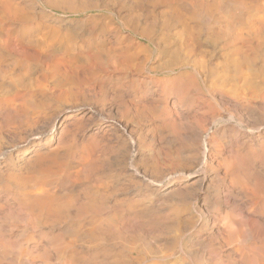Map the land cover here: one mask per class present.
I'll use <instances>...</instances> for the list:
<instances>
[{
  "label": "rangeland",
  "instance_id": "rangeland-1",
  "mask_svg": "<svg viewBox=\"0 0 264 264\" xmlns=\"http://www.w3.org/2000/svg\"><path fill=\"white\" fill-rule=\"evenodd\" d=\"M114 1L115 2L108 3V0H0V24L2 23L0 26V29L2 28L0 30V33H1L0 34L1 35L0 36L1 37L0 38V47H1L0 51L1 52L3 51L2 53L0 52V56H1L0 57V64H1L0 65V67H1L0 73L1 72L3 73L2 74L3 77L0 74V83H1L0 85H4L8 82L6 84V86L5 85L0 86V89H1L0 90V97H1L0 98V105L6 104V106L9 107L10 104H12L11 103L12 99H10V97L12 98V96H14V94L17 95V97L19 96L17 98L18 100L16 99L19 103L16 101V105H18V104H22V105L24 104L25 105L26 102H24V100L27 101V99H28V101H27L28 104L26 103V105H25L26 107L21 106L22 110L19 108L20 111L26 110V111H24L25 113L19 112L20 115L23 113L25 116L23 114L21 115L22 117L19 115L20 117L10 119L8 122V121H4V116H3L4 114L3 113H2V115H0V118L3 119V120L0 119V121H1L0 122L1 123L0 129L2 130V131H0L1 132L0 133V136H1L0 137V140H1L0 143L2 142L1 146H0V174H1L0 175V183L2 182L0 184L1 185L0 186V201L2 202V199L4 200L5 198H8L7 194L9 192L10 193L12 192L14 194L13 195L14 199H18L20 193H18L17 191L20 190V192H21L22 189H24V187H26V185L23 183V181H24L23 178H25L27 175H24V174H26V172H25L23 167L25 166L24 164H25L26 158H27V155H25V154H26V152H30L29 149H31L32 146L23 147L22 145H24V143H26L30 138L35 137L37 135H44L45 133H48L53 128V130L56 129V131H55L54 137L52 136L50 143H52L51 147H54L55 146L54 145L55 139L59 136L61 127L64 125L65 127L67 126V128L68 127L71 128V126L73 124L72 128L69 130H71L72 134L74 132L75 133L77 132L76 134L73 135L75 140H77L79 143V145H78V143L75 142L76 143L75 147H79L76 149L78 151L81 149L80 153L82 155H84L86 153L85 151L88 152L87 155L85 154V158L88 161H89V158H91L90 162L92 161V163H93V164L91 163V169H90L91 172H93V170L95 169L94 167L97 166L96 167L97 171L94 170L96 172V174H95V172H93V174L90 172L91 173V174L89 173L90 176L91 175L95 176L97 174L100 175V176L97 175L98 178H97V176H95V179H96V181H98V184H95L96 181L94 179H92L94 177L93 176L91 177V180H92L91 181V186H92L91 187V197L95 203L98 202V203H96V205L102 204L100 207H102V208L104 207L103 209L110 207V210H109V208L106 209L107 211L103 210L101 208L100 213H102L103 217L105 216L106 219L111 217L112 219L110 218V220L113 222V223H111V221H108V223H106V221H105L104 223L100 224V226H102V227H99V225H98L96 228L91 229L89 226L90 223L88 222L91 218L90 213H88L87 214L88 216L86 215V217L83 216L85 218H80V217L78 218L75 216L74 213H71L69 216H71V217L73 215L75 216V218L73 217V221H74L73 226H71L70 223H68L71 221V219H69L71 217H69V218L63 217V219L61 217L58 219H54L55 221L50 220V218L53 219L52 217H44L43 219H41L40 222H38L39 224H37L39 227H42V229L38 228L37 225L34 226L33 229H35V230L33 232L31 231V233H32L31 235H30V231L27 232V233H29L28 235L26 234V232L24 233L25 228L27 226L26 221L23 220L25 223L23 221H20L22 223V225L20 222H18V224L14 223L13 225L14 226L16 225V228H15L16 231L13 230L14 231L12 233L13 235L7 234L4 238V240L7 242L11 241L9 243H12L14 241L13 238L16 237L15 234H17V237L19 236V238H17V239L15 238L18 241V243H17V241L16 242L14 241V243H16L15 246H17L15 248H18V249L21 248V249L18 250V249L14 248V249H12L13 251L12 250H8V251L6 250L8 253V254L6 253V256L8 255L7 257L8 258L10 257V258L8 259L5 256V260H4L5 262L2 261L3 263H1V264H9V263L11 264V262H13L12 264H25V263L27 264V261L31 257L33 260L32 262H34L33 264H57V263L60 264V262H61V264H70L71 262H72L71 264H74V263L75 264H111V262L112 263L114 262V264H116V263L118 264L117 260H120V263L122 261L123 264L124 263H126V264H133L134 263L135 264L136 263L135 261H137L138 264H140L141 262H142L141 264H144V263L145 264H151V263L152 264L153 263L154 264H157V263L160 264V262H161V264H165L166 262H167L166 264H173L174 262H175L174 264H180V262H181V264H212V262L210 263V261H208V259H206L208 256L206 254H204L205 250H207L205 247L207 245H210V247L208 246L209 248L208 247L207 248L210 249V251H211V249H213L214 251L212 250V252H216V251L220 250L219 248H221V246H222V243H223L222 238L223 237L219 236V232H218L217 228L219 229V227H220L219 224L222 225V223H224L222 221L226 222L225 214L228 210H230V209L233 210V208H232L233 205L231 206V203H233V202L235 203V198H237V196H238V194H237L238 191H237L236 187H239V184L237 182L235 175H233L235 173V171H233L235 164H237V165L241 164L240 166L245 167V168H243V171H244V169L246 170L247 166L249 167V168H247V171H244L243 173L241 172V174H244V176H245V172H246L245 177H248L249 175H250L249 177H251L253 175L252 177L258 179L259 178L258 175H260L261 178H259L258 180H261L262 178H264V176L261 175L264 173V156H263L264 152H262V151H264V147H262V146H264V111H263L264 110V99H263L264 98V91L261 92V90H264L263 89L264 88V71H263L264 70V51H263L264 46L261 45V44L264 45V37L260 36L261 38H263L262 41H261V38L259 36L258 37L254 36L258 39H254V37L249 38L247 35H244L245 34L244 32L242 33V31H244V30L239 29L238 34L242 33V37L244 38V40L246 39L247 41L245 40V42H244V40H243V41L237 42V44H236L237 46L235 45L231 48H232V50L238 49V51L240 52L239 55L235 56V58H237L240 55L245 54L244 56H246V59L250 63V68L251 67L252 68H251V72H248V73L246 72V74H245V72H244L245 67L244 66H243V68L240 67L239 70H241V71L239 73H236V74L232 73V76H231V74L229 75L228 73L225 72L226 66H227L226 62L229 59L228 53L231 51V48H227L225 46V44L221 41H217L218 43L216 42L215 45H214V42L212 44V41L209 38V34H207V32H206L207 26L208 25L211 26L213 24L214 19L219 18L221 16L222 12L223 13H222L221 17L223 18V16H224L227 18V16H226L227 13L225 10L226 8H223L222 10L217 11V12L214 11L213 8H209L204 12L198 11V13H197V12H194L192 9H190L189 5L185 4V2L180 3L181 5L180 4L177 5L174 3L173 0H166V1L164 0V2H163V0H140V1L139 0H133V1L132 0H114ZM152 1H154V2L156 1V2L152 4ZM218 1L222 2V4H223L222 7H224V5L228 6L229 2L231 3V0H223V1L218 0ZM3 2L6 4V6L3 5ZM158 2H159V4H158ZM1 3H2V6H1ZM102 4L111 5L108 8L109 11H111V13L109 11L103 12V11L95 10L96 6H100ZM15 5L19 8H17ZM156 5L158 7H155ZM4 6H5V8H4ZM12 6H13V8H12ZM6 7H7V9H6ZM175 7H176V9H175ZM180 7H184V8L186 7L185 9H187L186 11H188L190 18L188 16V14L186 15L185 10L180 11V10H182ZM169 8L170 9L173 8L175 11L171 12V11H169ZM14 9H15L16 15L23 14L24 16H27L30 18L33 17L34 19L32 21L31 20L28 22L23 21V22L19 23V21L17 20V19H19V17L18 16L15 17V15H13ZM25 9L26 10L28 9V10L25 11ZM164 10H166V11L168 10V11L165 13ZM223 10H225V12ZM23 11H24V13H23ZM169 12L171 15L169 14ZM178 12L179 13L181 12V13L179 14ZM201 14L202 15L204 14L203 15V17L205 16L204 19H203ZM214 14H215V16H214ZM175 15L176 16L180 15V17L182 15L183 16L186 15L187 17L184 16L185 17L184 18L182 16L184 18L183 19L182 17L180 18L177 16V18H176ZM172 17H174L177 20V21H175V19L173 18L175 23H174V21H172L173 20ZM199 17H202V18L200 19ZM211 17H213L214 19L213 18L211 19ZM206 18L209 21L206 20ZM153 19H154V22H152ZM155 19L157 22L155 21ZM193 19H195V20H193ZM12 20H13V23H12ZM160 20H164V21H160ZM186 20H188L189 22ZM199 20H200V22H198ZM202 20L204 22H202ZM181 21L184 24H182ZM205 21L206 22L208 21L207 22L208 24H206L207 26L204 25V23H206ZM161 22H163V23H161ZM156 23H159V25ZM173 23L175 26L172 25ZM193 23L196 24L195 28H193L195 25ZM18 24H19V27L22 26V27H20L21 29L18 27ZM161 24H162V26H161ZM23 25H26V26L23 27ZM154 25H156V27L157 26L158 27L154 28ZM181 25L182 26L187 25L188 27H190L191 28L190 33H191V31H194L198 28L197 29L198 31L196 30L195 33L197 35L199 34V36H197V39L200 41V47H198V49H197V55L199 57L196 56L192 60L194 62L204 61L202 63H199V65L201 64L202 66L207 67V70H209V67L211 66L210 69L214 70L216 77L218 78L219 75L221 76V77L219 76V78H218L219 80L215 77H214L215 80L210 78L208 71H206L207 73L205 72L206 75H204L203 74L204 72H202L199 75H197L195 78L190 77V75H188V74L192 73L191 61H190V63H188L187 67H179L181 64L184 63L183 61H185V62L187 61V58L183 57L184 56L183 54L175 55L174 52H172V51L174 49H176V47L178 48V44L180 42H176V41H179L180 39L182 40L185 36V34H183L184 32H182L183 27ZM166 27H168V28H166ZM158 28H160V29H158ZM162 28H164V29L161 30ZM179 28H180V31L182 33L179 32ZM165 29L166 30L169 29V30L166 31ZM175 29L180 34L178 33L176 35L177 32L175 31ZM160 30L163 32H160ZM199 30H201V31L203 30L204 32L202 33L200 31L201 32V34H200ZM22 31H23V33H22ZM172 31H175L176 33L172 32ZM151 32L153 35L151 34ZM166 32L167 33L169 32L170 34L169 33L167 34ZM138 33H140V34L144 33L143 35L146 36L148 39L151 38V41L154 39L152 42L155 44H156V41L158 40L157 44H156L157 47L152 46L148 49L147 48V46L149 45L148 40H144L141 37H139ZM149 33H150V35H149ZM161 33H163V34H161ZM174 33H175V35H174ZM171 34H173V35H171ZM202 34H205V35H202ZM3 35H5L4 38H3ZM155 35H156V37H155ZM162 35H164V36H162ZM158 36H159V39H158ZM15 37H17L18 40ZM169 37H171V39ZM203 37H204V39H203ZM206 37L210 40H208ZM22 38H23V40H22ZM64 39L65 40L67 39V40L65 41ZM176 39H179V40H176ZM26 40L28 42L27 43L28 45H26ZM162 40H163V42L165 41L166 47L164 44L162 45ZM167 40L169 42H167ZM203 40H205V41H203ZM255 40L256 41L258 40L257 43ZM2 41L4 43H2ZM47 41L48 42L52 41V42H50V44L51 43L52 44L50 45ZM119 41H123V42H119ZM129 41H131V43H129ZM159 41H160V43H159ZM170 41H171V43H170ZM219 42H221V43H219ZM246 42H248L250 44H248ZM9 43H11V44H9ZM40 43H42L44 46H41ZM119 43H120V45H119ZM175 43H177V44H175ZM29 44H30V46H29ZM36 44L38 46L40 45V47H38ZM221 44H222V46H221ZM246 44H248V45H246ZM8 45H10V47ZM65 45H66V47H64ZM245 45H246V47H245ZM11 46L13 48H11ZM35 46H36V49L34 48ZM47 46L52 47V48L51 47L48 48V49H51L52 55L50 54V55L45 56L44 61L41 63L32 62L28 59L25 60L22 57L23 54H20L21 47L22 48L24 47L25 49H29V50H26L27 53L33 54L36 51L43 52L44 50H46ZM135 46L138 49L142 47L141 51L143 53L139 51L140 49L139 50L136 49ZM239 46H241V47H239ZM41 47H44V48L42 49ZM68 47H69V49H68ZM116 47H118V48H116ZM122 47L124 50L122 49ZM158 47H159V49H158ZM40 48H41V50H40ZM145 48H146V51H145ZM166 48L167 49L169 48L168 51ZM252 48H254V49H252ZM117 49H119L120 51L122 50V51L118 52ZM135 49H136V51H135ZM162 49H164V50H162ZM131 50H132V52H131ZM15 51H17V53ZM18 51H19V53H18ZM107 51L108 52L110 51L111 55H112V53H114L113 56L115 57V59L113 58V56L110 55V53H107ZM261 51L263 53H261ZM4 52L6 53L7 56H5ZM7 52H9V53H7ZM115 52L118 55L122 54V56H118ZM122 52L127 54V55H124ZM144 52H146L147 54L146 53L144 54ZM10 53H13V54H10ZM43 53L45 54V52H43ZM67 53H69V55ZM137 53H139V54H137ZM129 54H131L130 57H129ZM164 54H167V55L169 54V55L167 56ZM12 55H14L16 58L18 57L20 59L17 58L18 59V61H17V59L16 58L14 59V56H12ZM75 55L76 56L78 55V56L76 57ZM170 55L171 56L173 55L174 58H172ZM2 56L4 58H2ZM99 56H100V59H99ZM108 56H110V57L108 58ZM11 57L13 58V60ZM111 57L113 60H116V62L118 64H115L116 62L113 61L112 59H111L112 61H110L109 59ZM176 57L180 58L183 63L180 61V59H177V61L179 63L177 62V64H176L175 63ZM181 57H183L184 59H182ZM226 57H227V59H226ZM102 58H104V59H102ZM105 58H106V60H105ZM169 59H170V61H169ZM195 59H197V60H195ZM74 60H76V61H74ZM171 60H173V61H171ZM84 61H86V62H84ZM207 61H208V63H207ZM21 62H23V63H21ZM72 62H73V64H72ZM111 62H113L114 64ZM89 63L91 66L89 65ZM113 65H114V67H113ZM189 65H191V66H189ZM207 65H209V66H207ZM158 66H159V68H158ZM72 67H73V69H72ZM167 67H168V69H167ZM212 67L218 68L219 70L213 69ZM147 68H148V70H147ZM151 68H153V70H150ZM221 68L225 69V70H221ZM23 71H24V73H23ZM219 71H221V73H219ZM22 74L23 75L25 74V75L23 76ZM221 74H223V76ZM208 77H209V79H208ZM223 77L226 79H223ZM221 78H222V80H221ZM240 78H242V79L244 78L243 81ZM207 79H208V81H207ZM6 80H10V81L6 82ZM27 80H29V81H27ZM169 80H170V82H169ZM229 80L231 83L229 82ZM220 81H223L225 83L229 82V84H228L229 86L223 82H220ZM246 81L253 83L254 89L250 88V86L245 84ZM32 82L34 84H32ZM217 82H219V84ZM13 83H15V84H13ZM188 83H189V85H188ZM235 83H237V84H235ZM205 84H207V85L205 86ZM216 84H218V85H216ZM222 85L224 86V88ZM24 86H25V88H24ZM207 86L210 87V90H209V87H207ZM3 87H5V91H3V89H4ZM6 87H7V89H6ZM9 87H11V89ZM219 87H221V88H219ZM228 87H229V89H228ZM217 88H219V89H217ZM225 88H227V90ZM257 89H259V90H257ZM175 90H177V91H175ZM204 90L205 91L207 90V92L209 94L207 92H205ZM14 91H15V93H13ZM16 91H17V93H16ZM75 91L76 92L78 91V92L76 93ZM187 91H188V95H187ZM211 91L213 93L214 92L215 93L213 94ZM45 92H47V93L45 94ZM7 93H9L10 95ZM19 93L21 96L19 95ZM25 93H28V94L25 95ZM211 93H212V95H210ZM64 94H66V96ZM3 95H5L6 97L5 96L2 97ZM7 95H9L8 97H9L10 101H9V99H7L8 98ZM208 95H210L212 97H209ZM262 95H263V97H262ZM22 96H24V97H22ZM180 96L183 98H181ZM254 97H256V98H254ZM3 98H5V99H3ZM19 99H22V101L20 100L21 103H20ZM216 99H219L220 102ZM3 100H4V102H3ZM5 100H6V102H5ZM225 100L226 101L228 100L230 102H228V101L226 102ZM121 101L123 102V104L125 103L124 104L125 107H123V104ZM217 101H218V103H217ZM14 102H15V100H14ZM8 103H9V105H8ZM222 103H224V104H222ZM119 105L122 106V109ZM234 105H235V107H234ZM258 106H259V108H258ZM229 107H231V109L232 108H234V109L231 110ZM26 108H28V109H26ZM92 109L95 111H93ZM235 110L237 112H235ZM27 111H28L29 115H28ZM245 112L247 113V115ZM138 114H140V115H138ZM228 114H229V116H228ZM67 115H69V116H67ZM244 115H246V116H244ZM155 116H156V118H155ZM18 118H20L21 120ZM25 118H26V120H25ZM80 118H81V121H79ZM157 118H158V120H157ZM16 119H17L18 123H17V121H15ZM30 119H31V121H30ZM75 119H76V122L73 121ZM11 120H13L12 122H14V123H12ZM22 120H25L24 122H27V121H29V122L24 123ZM167 120H170V121H167ZM221 120H223V121H221ZM33 121H34V123H33ZM69 121H71L73 123H71ZM19 122H21V123H19ZM163 122H164V124H163ZM16 123H17V125H16ZM22 123H23V125H22ZM228 123L230 124V126ZM239 123L241 126L239 125ZM246 123H247V126H246ZM8 124L11 125V127H15V131H14V128H11ZM26 124H28V126H26ZM32 124H34L35 126ZM78 125H80L82 128ZM231 125H233V126H231ZM30 126H31V128H30ZM248 126H252V127H248ZM18 127L19 128L22 127V129H19ZM25 127H27V128H25ZM107 127H109V128H107ZM7 128L10 129L9 132H8ZM17 128L21 132L18 131ZM238 128H240V129H238ZM11 129H13V130H11ZM16 129H17V131H16ZM3 130H5V131H3ZM12 131L17 133V135L15 133L13 134ZM167 132H169V133H167ZM202 133H203V135H202ZM7 134H8V136H7ZM200 134H201V137H200ZM10 136H11V138H10ZM21 137L23 140L22 139L20 140ZM6 138H8V139H6ZM81 138H82V140H81ZM91 139H92V141H91ZM18 140L20 141V143H18L19 142ZM93 140L95 141V143H97V146L95 145ZM195 140H197V141H195ZM203 141H205L206 143ZM3 142H5L4 145H3ZM88 142L90 143V146L87 145ZM83 143H84V145H83ZM201 143H202V145H201ZM204 143H205V145H204ZM80 145H82V147ZM207 145L212 146V147H209ZM4 146L6 148H3ZM84 146L86 147V150H85ZM94 147H95V149H94ZM239 148H240V151H239ZM248 148H250V149H248ZM195 149H197V150H195ZM23 150H25V151H23ZM59 150H60V152H58ZM59 150H57L58 154L62 155V152L64 150L63 149L62 150L59 149ZM91 150H93V151H91ZM163 150H166V151H163ZM200 150L201 151L203 150V152L205 151L204 153L206 154V156H205L204 160L202 159V156H201V154L203 152H201ZM218 150L220 151V154H218L219 153ZM229 150H230V153H229ZM249 150H250V152H249ZM231 151H233V154ZM7 152H9L10 157L9 156L7 157L4 154ZM198 152H200V153H198ZM64 153H65V151L63 152V154ZM195 153H197L198 156ZM247 153L248 154L250 153V154L248 155ZM2 154H3V156L1 157ZM92 154H94L93 155L94 157L91 156ZM231 154H232V156H231ZM235 156H237V157H235ZM192 157H193V159H192ZM222 157H223V159H222ZM224 157H225V159H224ZM243 157L245 160L243 159ZM246 157H247V159H246ZM184 158H186V159H184ZM227 158H228V160H227ZM231 158L232 159L236 158V159L232 160ZM261 158H263V159H261ZM93 159L95 160L94 162H93ZM96 159H97V163H96ZM237 159L240 160L239 163H238ZM195 160H196V162H195ZM241 160L244 162H241ZM252 160H253V162H252ZM153 161H155V162H153ZM222 161H223V163H222ZM232 161H234V162H232ZM197 162H198V164H197ZM94 163H96V164H94ZM195 163H196L197 167H195L196 166V165H194ZM206 163H208V164H206ZM242 163H244L245 166ZM204 164H206V165L204 166ZM74 165L75 164H73V166ZM200 165L202 167H204L202 174L197 175V176H191L192 172L197 170L200 167ZM205 167H206V169H205ZM224 167H225V169H224ZM260 167H261V169L259 170ZM189 168H191V169H189ZM217 168L219 170H217ZM254 168H255V170H254ZM54 169L55 168H52L50 170V172L47 174L48 176H46V178L48 177V179H47L48 181H49V179L52 181V182L50 181V183H52V184H55L54 182H56L58 179V174H57L58 172H56L57 169H55L56 171H54ZM212 170H213V172L215 171L214 173H217L220 177L217 174H214L212 172ZM250 170L251 171L253 170V171L251 172ZM260 171H261V173H260ZM135 172H137L136 173L137 175L135 174ZM7 173L10 175V176L8 175L9 177H7V175H6ZM55 173H56V175H55ZM248 173H249V175H248ZM51 174H53V175H51ZM160 174L162 177L160 176ZM22 175H24L25 177L24 176L22 177ZM101 175H102V177H101ZM201 176H202V178H201ZM52 177L54 178L55 181L52 180L53 179ZM7 178H9V179H7ZM19 178H20V180H19ZM216 178H218V179H216ZM17 179L19 180V183L21 185L17 184L18 183ZM197 179H198V181H197ZM199 179H201V180L199 181ZM234 179H235V181H234ZM9 180L12 182H9ZM194 180H196V181H194ZM217 180L219 181V183ZM102 181H104V182H102ZM10 183H12V184H10ZM92 183H94V185ZM229 183L232 184V187L230 186L231 184H229ZM55 185H57V190H58V188H59L58 186H60L58 181L56 182ZM216 185L219 188V190L216 187ZM96 186H98V188ZM99 187L102 188V190ZM14 188H16V189H14ZM18 188H19V190H17ZM94 189L98 190V194H97V190H94ZM92 190H94V191H92ZM175 190H177V191L180 190V191H178V193H177ZM182 190H184V191L186 190L189 194L186 191L184 192ZM217 191H219V192L217 193ZM170 192H172V193H170ZM175 192H176V194H175ZM232 192L234 194L231 195L230 193H232ZM100 194H102V196ZM228 194H229V196H228ZM96 195L97 196L100 195L101 198L99 199V197H97ZM167 195H169V196H167ZM189 195H190V197H189ZM222 195H223V197H222ZM59 197H60V195L58 193L57 198H59ZM106 197L109 198V200H107ZM104 198H106V200ZM95 199H96V201H95ZM103 199L105 202L103 201ZM164 200H165V202H164ZM56 201H58V199ZM117 202H118V204H120V203L121 204L117 205ZM160 202H162V204ZM114 203L116 205L117 211L115 210ZM103 204L104 205L106 204L105 205L106 207ZM163 204H164V207H163ZM229 204H230V206H229ZM15 205L17 206L16 203L11 204L10 206L12 208H14V207L16 208ZM93 206H95V205H93ZM111 206H113V207H111ZM123 207H125V208H123ZM142 207H144V208H142ZM225 207H227L228 209ZM119 209H120V213H119ZM141 209H142V211H141ZM240 209H242L243 211L242 210L239 211ZM240 209H238V210L236 209V212L238 213L237 215L242 216L244 219H246L248 216V212H245L246 210H244L243 208H240ZM125 210L127 212H125ZM113 211H115V212L112 216L111 214L113 213ZM174 211H175V213H174ZM107 212H109V213H107ZM121 212H124V213H121ZM128 212L130 214H128ZM135 212L139 213V214H135ZM140 212H141V214H140ZM242 212H244V213H242ZM170 214H171V216H170ZM115 215H117V216H115ZM131 215L135 219H133L131 217ZM87 217H89V219ZM117 217H119L120 219ZM65 218L67 220H64ZM114 218H116V219H114ZM123 218H125L124 221L126 219H128V222H127V220H126V222L121 220ZM137 218H139V219H137ZM60 219L63 221L61 222ZM78 219L79 220L82 219V220L79 221ZM58 220H59V224L57 222ZM213 221L215 223H217L218 226ZM8 222H11V221H7V223ZM45 222H46V224H45ZM146 222H148V223H146ZM207 222H209V223L207 224ZM49 223H52V224L54 223L53 225L54 226L56 225L55 226L56 228L54 226H52V224L50 225ZM114 223H118V224H114ZM129 223H130V226H129ZM138 223L141 226H139ZM161 223H162V225H161ZM177 223H178V225H177L178 228L176 226ZM47 224H49V226ZM112 224L114 227L115 226L116 227L114 228L112 226ZM135 224L138 226H136ZM45 225H47L46 227H49V228L52 227V229L50 230L51 236L50 235L47 236L48 238L45 240L44 243H42V246L40 245V246H38V248L35 249L33 245L35 244L36 239H38V237H40L45 231L47 233L49 232V229L47 231V228H45ZM119 225H122V227H124V228L119 227ZM145 225H148V226H146L147 228L145 227ZM150 225L152 226V228ZM169 225L172 227V229ZM213 225H215V227H217V228H215ZM154 226H156L157 228ZM19 227L23 228V229L20 230ZM35 227H37V229ZM103 227H104V230H103ZM112 227H113V229H112ZM129 227L131 229H129ZM165 227L166 228L168 227V229L166 230ZM190 227H192V228H190ZM5 228L7 230L9 229L8 227L4 226L3 229H5ZM53 228H55L57 230H54ZM75 228H76L77 232L74 230ZM38 229H40V230H38ZM62 229H64V230H62ZM123 229L124 230L126 229L125 230L126 232L129 231V234H128V232L127 233L124 232ZM144 229H146V230L142 232V230H144ZM18 230L22 231L24 233V235L18 234V232H19ZM90 230H92V231H90ZM112 230H114V231H112ZM177 230H178V232H176ZM195 230H197V232ZM251 230H253V228H251ZM54 231L56 232V234ZM73 231L79 236V237L76 236L77 237V243L75 244L76 247H74V249L75 248L76 249L74 250V254H73V256H75V257L72 256L74 261L72 260V258H69L70 254H71L70 251H68V254L67 253L61 254L60 255L61 257L64 255V257H62V259H60V256L58 255L59 260L57 259L56 256H50L51 258L53 257V259H54L53 261L50 257H48V260L46 257H45L46 260H45V258L41 257L43 254L42 249L44 246H46V247L50 246L49 248L56 246V243H54V237L55 236L57 238L60 237L61 241L63 240L62 243L63 242L65 243L69 239L68 237H70V235L73 233ZM78 231H79V233H78ZM57 232L59 233V235ZM67 232H69V233H67ZM87 232L89 233L88 235L93 236L94 234H96L98 236L94 235L95 237L93 236L92 240H90L91 237L87 235ZM103 232H104V235H102ZM107 232L109 234H106ZM132 232H134V236H132ZM19 233H21V232H19ZM36 233H38L39 236H37L38 234H36ZM61 233L63 236L60 235ZM65 233L67 234V236H65ZM84 233L86 235H84ZM117 233L119 236H117ZM68 234H69V236H68ZM150 234L152 235V237ZM127 235H131V236H127ZM146 235H147V237H146ZM30 236L34 238V241H32V243L28 239V237L30 238ZM64 236H65V238H64ZM141 236H142V238H141ZM84 237L86 239H88V238H90V239H88V241H86V239ZM111 237H112V239H111ZM115 237L117 239H115ZM132 237H134L135 239L137 238L138 239V240L136 239L137 242L133 241V243H132V241H129V240H135ZM206 237L208 238V240ZM20 238H22L23 240ZM126 238H128V239H126ZM181 238H183V239H181ZM108 239H110V240H108ZM26 240L28 243L26 242ZM89 240L93 241V242H90ZM209 240H211L212 242L211 241H210L211 243L206 242ZM117 241H119V242L125 241L124 243H127L129 241L130 243H128L126 246V244H123V242H122V244L120 242L121 245L118 244L119 242H117ZM49 242H52L51 245ZM81 242L84 243L85 245L83 244L84 246H81V244H82ZM87 242H90V243L88 244ZM114 242H116V243H114ZM47 243L49 245H47ZM58 243L60 244V242H57V244ZM79 243H80V246L77 247L79 245ZM134 243L137 245H135ZM202 243L204 245V248H203ZM216 243H217V245H215ZM20 244H22V245H20ZM115 244L117 247L115 246ZM130 244L131 245L133 244L134 247L131 246ZM29 245H31V246H29ZM124 245L126 248L124 247ZM128 245L130 247H128ZM138 245H139V247H138ZM165 245L166 246L168 245V247H166ZM169 245L171 247L173 246L172 248H175V249L169 248ZM196 245H197V247H196ZM87 246H88V248H87ZM120 246H123L124 249L122 247L120 248ZM157 246L158 247L160 246L161 248L160 247L158 248ZM199 246H200V248H199ZM83 247H84V249H83ZM140 247H141V249H143V253L146 256L143 255V253H139V254L137 253V251L142 252V250H140ZM215 247H217V249ZM22 248H25L24 249L25 251H22L23 250ZM86 248H87V251H86ZM128 248H130V249H128ZM167 248H169V249H167ZM32 249H33V251H32ZM121 249H123L124 251H122ZM125 249H126V251H125ZM132 249L133 250L136 249V252H134ZM149 249H150L151 253L148 254L147 252L149 251ZM159 249L160 250L163 249L162 252ZM180 249L182 251L183 250L184 251L182 252ZM197 249H198V252H196ZM15 250H17V251H15ZM27 250L28 251L30 250V252L32 254H30V252H28ZM39 250L41 251V253L39 252ZM129 250H132V252L131 251L129 252ZM119 251H120V253H119ZM163 251H164L165 257L162 254ZM202 251H204V252H202ZM17 252H19V253H17ZM21 252H24V253H21ZM78 253H79V255H78ZM183 253L185 256H183ZM191 253H194V254L197 253V257L194 254L192 255ZM18 254H20V256ZM65 254H67V256ZM75 254H77V256L80 258L76 257ZM153 254H155L154 257H153ZM156 254L157 255L160 254L159 257L156 256ZM198 254H200L199 255L200 257L198 256ZM17 255H18V257H16ZM187 255H188V257H187ZM151 256H152V258H151ZM135 257H136V259H135ZM156 257H157L158 261L156 260ZM19 258L20 259L23 258L22 259L23 261L19 260ZM119 258H121V259H119ZM123 258H125V259H123ZM139 258H141V260ZM154 258H155V260H154ZM142 259H143V261L145 259H147V260H145L146 262H143ZM160 259L163 261H161ZM192 259H193V261H192ZM49 260H51V261H49ZM124 260H126V261H124ZM184 260H186L185 261L186 263L184 262ZM45 261H46V263H44ZM64 261L68 262V263H65ZM75 261H77V262H75ZM78 261H79V263H78ZM194 261H195V263H194Z\"/></svg>",
  "mask_w": 264,
  "mask_h": 264
},
{
  "label": "bare ground",
  "instance_id": "bare-ground-1",
  "mask_svg": "<svg viewBox=\"0 0 264 264\" xmlns=\"http://www.w3.org/2000/svg\"><path fill=\"white\" fill-rule=\"evenodd\" d=\"M133 1V0H132ZM140 1V0H139ZM166 1V0H165ZM174 1V3L175 4H177V5H179L180 3H182V2H185V4H187V5H189V7H190V9H192L194 12H197L198 13V11H200V12H204V11H206L207 9H209V8H213V10L214 11H220V10H222L223 8H226L225 10H226V13H227V18L226 17H224L223 16V18L221 17L222 16V13H221V18L219 17V18H213V17H211V19L213 18L214 19V21H213V24L211 25V26H207L206 24H208L207 22L209 21L207 18H206V20H208L206 23H204V25L205 26H207V34H209V38L211 39V41H212V44H213V42H214V45H215V43L217 42V41H221V42H223L224 44H225V46L227 47V48H231V47H233V46H235L236 44H237V42H240V41H243L244 40V38L242 37V33L244 32L245 34L244 35H247L249 38H251V37H254V36H263L264 37V0H231V3L229 2V5L228 6H225L224 5V7H222V2L221 1H218V0H173ZM223 1V0H222ZM110 2H115L114 0H108V3H110ZM156 2V1H155ZM154 1H152V4L153 3H155ZM162 2V1H161ZM163 2H164V0H163ZM227 2V1H226ZM171 3V2H170ZM158 4H159V2H158ZM164 4V3H163ZM168 4V3H167ZM166 4V5H167ZM173 4V3H172ZM3 5H5L6 6V4L3 2ZM165 5V4H164ZM181 5V4H180ZM1 6H2V3H1ZM5 6H4V8H5ZM16 6V5H15ZM111 5H109V4H102V5H100V6H96L95 7V10H97V11H103V12H107V11H109V7H110ZM161 6V5H160ZM163 6V5H162ZM168 6V5H167ZM185 6V5H184ZM8 7V6H7ZM7 7H6V9H7ZM17 7V6H16ZM155 7H158L157 5L155 6ZM171 7V6H170ZM179 7V6H178ZM187 7V6H186ZM185 7V8H186ZM3 8V7H2ZM3 8V9H4ZM12 8H13V6H12ZM17 8H19V7H17ZM166 8V7H165ZM182 10H180V11H183V10H187V9H185L184 7H180ZM188 8V7H187ZM21 9V8H20ZM24 9V8H23ZM175 9H176V7H175ZM189 9V10H190ZM12 10V9H11ZM28 10V9H27ZM26 9H25V11H27ZM225 10H223L224 12H225ZM2 11V10H1ZM9 11V10H8ZM14 12H13V15H15V17L16 16H18L19 17V19H17L18 21H19V23L20 22H23V21H32L34 18L33 17H27V16H24L23 14H18V15H16V12H15V9L13 10ZM19 11V10H18ZM168 11V10H167ZM166 10H164V12L166 13L167 12ZM169 11H171V12H174L175 10L172 8V9H170L169 8ZM191 11V10H190ZM110 13H111V11H109ZM108 12V13H109ZM163 12V13H164ZM19 13V12H18ZM23 13H24V11H23ZM164 13V14H165ZM179 13V12H178ZM181 13V12H180ZM179 13V14H180ZM215 13V12H214ZM4 14V13H3ZM8 14V13H7ZM6 14V15H7ZM169 14H170V12H169ZM175 14V13H174ZM188 14V11H186V15ZM191 14V13H190ZM217 14V13H216ZM11 15V14H10ZM27 15V14H26ZM160 15V14H159ZM163 15V14H162ZM166 15V14H165ZM171 15V14H170ZM186 15H184L185 17H187ZM199 15V14H198ZM202 15V14H201ZM204 15V14H203ZM203 15H202V17H203ZM178 17H180V15H177ZM177 16L175 15V17L177 18ZM183 16V15H182ZM181 16V17H182ZM183 16V17H184ZM188 16H189V14H188ZM209 16V15H208ZM212 16V15H211ZM214 16H215V14H214ZM6 17V16H5ZM180 17V18H181ZM182 17V18H183ZM184 17V18H185ZM194 17V16H193ZM202 17H199L200 19L202 18ZM205 17V16H204ZM204 17H203V19H204ZM217 17V16H216ZM2 18V17H1ZM9 18V17H8ZM7 18V19H8ZM171 18V17H170ZM174 17H172V19H173ZM179 18V19H180ZM183 18V19H184ZM189 18H190V16H189ZM198 18V19H199ZM4 19V18H3ZM10 19V18H9ZM43 19V18H42ZM175 19V18H174ZM174 19L172 20V21H174ZM188 19V18H187ZM196 19V18H195ZM195 19H193V20H195ZM6 20V19H5ZM106 20V19H105ZM35 21V20H34ZM42 21V20H41ZM40 21V22H41ZM155 21H156V19H155ZM160 21H164V20H160ZM175 21H177L176 19H175ZM175 21H174V23H175ZM185 21V20H184ZM186 21H188V20H186ZM5 22V21H4ZM8 22V21H7ZM36 22V21H35ZM34 22V23H35ZM39 22V23H40ZM109 22V21H108ZM152 22H154V19L152 20ZM157 22V21H156ZM182 22V21H181ZM189 22V21H188ZM198 22H200V20L198 21ZM202 22H204L203 20H202ZM211 22V21H210ZM12 23H13V20H12ZM33 23V22H32ZM161 23H163V22H161ZM166 23V22H165ZM174 23L172 24V25H174ZM180 23V22H179ZM187 23V22H186ZM197 23V22H196ZM2 24V23H1ZM1 24H0V26H1ZM146 24V23H145ZM152 24V23H151ZM156 24H158L159 25V23H156ZM182 24H184L183 22H182ZM193 24H195V23H193ZM42 25V24H41ZM171 25V24H170ZM169 25V26H170ZM191 25V24H190ZM198 25V24H197ZM203 25V26H204ZM4 26V25H3ZM24 26H26V25H23V27ZM30 26V25H29ZM28 26V27H29ZM145 26V25H144ZM153 26V25H152ZM161 26H162V24H161ZM164 26V25H163ZM175 26V25H174ZM182 26V25H181ZM195 26H196V24L194 25V27L193 28H195ZM199 26V25H198ZM18 27H19V24H18ZM20 27H22V26H20ZM19 27V28H20ZM35 27V26H34ZM156 27V25H154V28ZM158 27V26H157ZM156 27V28H157ZM160 27V26H159ZM183 27V29H182V32H184L183 34H185V36H184V38L180 41L179 39H176V40H179V41H176V42H180L179 44H178V48L176 47V49H174L172 52H174V54L175 55H177V54H183L184 56L183 57H186L187 58V61L185 62V61H181V59L180 58H177L176 57V64H177V59H180V61L183 63V64H181L179 67H187V65H188V63H190V61H191V63H192V73H190V74H188V75H190V77H192V78H195L197 75H199L200 73H202V72H204L203 74L204 75H206L205 74V72L206 71H208V74H209V76H210V78H212V79H214V77L215 78H217L216 77V74H215V72H214V70H212V69H210L211 68V66L209 67V70H207V67H205V66H202L201 64L199 65V63H202V62H204V61H201V62H198V61H196V62H194L192 59L193 58H195L196 56H198L197 55V49H198V47H200V41L197 39V36H199V34L197 35L196 33H195V31L198 29H196V30H194V31H191V33H190V30H191V28L190 27H188L187 25H183L182 26ZM192 27V26H191ZM9 28V27H8ZM26 28V27H25ZM146 28V27H145ZM153 28V29H154ZM161 28V27H160ZM160 28H158V29H160ZM166 28H168V27H166ZM177 28V27H176ZM204 28V27H203ZM2 29V28H1ZM0 29V30H1ZM4 29V28H3ZM12 29V28H11ZM21 29V28H20ZM142 29V28H141ZM148 29V28H147ZM164 28H162L161 30H163ZM206 29V28H205ZM239 29H242V30H244V31H242V33H239L238 34V31H239ZM10 30V29H9ZM23 30V29H22ZM160 30V32H163V31H161ZM166 30V29H165ZM167 30H169V29H167ZM166 30V31H167ZM173 30V29H172ZM193 30V29H192ZM12 31V30H11ZM143 31V30H142ZM151 31V30H150ZM157 31V30H156ZM155 31V32H156ZM175 31H176V29H175ZM175 31H172V32H175ZM198 31V30H197ZM201 30H199V32H200ZM5 32V31H4ZM20 32V31H19ZM18 32V33H19ZM123 32V31H122ZM140 32V31H139ZM177 32V31H176ZM175 32V33H176ZM179 32L180 33H182L181 31H180V28H179ZM179 32H177L176 33V35L179 33ZM202 33L204 32L203 30L201 31ZM201 32H200V34H201ZM22 33H23V31H22ZM32 33V32H31ZM147 33V32H146ZM167 33V32H166ZM169 33V32H168ZM167 33V34H168ZM175 33H174V35H175ZM179 33V34H180ZM190 33V34H189ZM1 34V33H0ZM16 34V33H15ZM21 34V33H20ZM144 34V33H143ZM143 34H140V33H138V35H139V37H141L142 39H144V40H148V42H149V45L147 46V48L149 49L150 47H152V46H156V44H157V41H156V44L155 43H153L152 41L154 40H152L151 41V38L150 39H148L146 36H144ZM151 34H152V32H151ZM161 34H163V33H161ZM166 34V35H167ZM170 34V33H169ZM17 35V34H16ZM66 35V34H65ZM64 35V36H65ZM149 35H150V33H149ZM153 35V34H152ZM160 35V34H159ZM171 35H173V34H171ZM202 35H205V34H202ZM1 36V35H0ZM4 36L5 35H3V38H4ZM69 36V35H68ZM148 36V35H147ZM162 36H164V35H162ZM170 36V35H169ZM180 36V35H179ZM207 36V35H206ZM9 37V36H8ZM12 37V36H11ZM18 37V36H17ZM17 37H15L16 39H17ZM124 37V36H123ZM153 37V36H152ZM155 37H156V35H155ZM168 37V36H167ZM173 37V36H172ZM177 37V36H176ZM182 37V36H181ZM1 38V37H0ZM19 38V37H18ZM33 38V37H32ZM65 38V37H64ZM154 38V37H153ZM166 38V37H165ZM164 38V39H165ZM170 39H171V37H169ZM199 38V37H198ZM207 38V37H206ZM205 38V39H206ZM261 38V37H260ZM13 39V38H12ZM20 39V38H19ZM29 39V38H28ZM158 39H159V36H158ZM163 39V40H164ZM203 39H204V37H203ZM208 39V38H207ZM210 39H208V40H210ZM254 39H258V38H256V37H254ZM2 40V39H1ZM6 40V39H5ZM14 40V39H13ZM18 40V39H17ZM22 40H23V38H22ZM32 40V39H31ZM65 40V39H64ZM67 40V39H66ZM65 40V41H66ZM125 40V39H124ZM130 40V39H129ZM132 40V39H131ZM163 40H162V45L164 44H166L165 43V41L163 42ZM246 40V39H245ZM245 40H244V42H245ZM263 40V38H261V41ZM15 41V40H14ZM44 41V40H43ZM49 41V40H48ZM47 41V42H48ZM127 41V40H126ZM125 41V42H126ZM203 41H205V40H203ZM247 41V40H246ZM254 41V40H253ZM256 41V40H255ZM258 41V40H257ZM257 41H256V43H257ZM10 42V41H9ZM22 42V41H21ZM25 42V41H24ZM46 42V41H45ZM50 42H52V41H50ZM50 42H48L49 44H50ZM119 42H123V41H119ZM135 42V41H134ZM167 42H169L168 40H167ZM221 42H219V43H221ZM252 42V41H251ZM2 43H4L3 41H2ZM8 43V42H7ZM28 42H27V40H26V45H28L27 44ZM43 43V42H42ZM42 43H40V45L41 46H44ZM128 43V42H127ZM129 43H131V41H129ZM159 43H160V41H159ZM170 43H171V41H170ZM207 43V42H206ZM218 43V42H217ZM222 43V44H223ZM246 43H248V42H246ZM261 43V42H260ZM6 44V43H5ZM4 44V45H5ZM9 44H11V43H9ZM52 44V43H51ZM50 44V45H51ZM125 44V43H124ZM175 44H177V43H175ZM222 44H221V46H222ZM248 44H250V43H248ZM248 44H246V45H248ZM252 44V43H251ZM259 44V43H258ZM37 45V44H36ZM40 45L38 46V47H40ZM48 45V44H47ZM67 45V44H66ZM66 45L64 46V47H66ZM119 45H120V43H119ZM129 45V44H128ZM140 45V44H139ZM168 45V44H167ZM171 45V44H170ZM204 45V44H203ZM208 45V44H207ZM246 45H245V47H246ZM256 45V44H255ZM262 46H264L263 44H261ZM9 47H10V45H8ZM29 46H30V44H29ZM46 46V45H45ZM68 46V45H67ZM127 46V45H126ZM160 46V45H159ZM220 46V47H221ZM237 46V45H236ZM242 46V45H241ZM241 46H239V47H241ZM260 46V45H259ZM25 47V46H24ZM22 48L21 47V52H20V54H23L22 55V57L25 59V60H30V61H32V62H37V63H41V62H43L44 61V57L45 56H47V55H52V53H51V49H48L49 47H51V46H47L46 47V50H44L43 52H45V54L43 53V52H41V51H36V52H34L33 54H29V53H27V51L26 50H29V49H25V48ZM37 47V48H38ZM72 47V46H71ZM124 47V46H123ZM123 47H122V49H123ZM140 47V46H139ZM157 47V46H156ZM165 47H166V45H165ZM170 47V46H169ZM175 47V46H174ZM202 47V46H201ZM219 47V48H220ZM249 47V46H248ZM256 47V46H255ZM254 47V48H255ZM1 48V47H0ZM4 48V47H3ZM11 48H13L12 46H11ZM18 48V47H17ZM35 49H36V46L34 47ZM42 49L44 48V47H41ZM41 48H40V50H41ZM52 48V47H51ZM116 48H118V47H116ZM121 48V47H120ZM126 48V47H125ZM135 48H136V46H135ZM142 48V47H141ZM141 48H136V49H138L140 52H142L141 51ZM171 48V47H170ZM236 48V47H235ZM254 48H252V49H254ZM263 48V47H262ZM9 49V48H8ZM65 49V48H64ZM63 49V50H64ZM68 49H69V47H68ZM130 49V48H129ZM136 49H135V51H136ZM157 49V48H156ZM158 49H159V47H158ZM161 49V48H160ZM167 49V48H166ZM169 49V48H168ZM168 49H167V51H168ZM261 49V48H260ZM264 49V48H263ZM3 50V49H2ZM66 50V49H65ZM64 50V51H65ZM114 50V49H113ZM118 50V52L120 51L119 49H117ZM124 50V49H123ZM126 50V49H125ZM151 50V49H150ZM155 50V49H154ZM162 50H164V49H162ZM223 50V49H222ZM226 50V49H225ZM228 50V49H227ZM262 50V49H261ZM6 51V50H5ZM8 51V50H7ZM35 51V50H34ZM69 51V50H68ZM67 51V52H68ZM116 51V50H115ZM122 51V50H121ZM120 51V52H121ZM134 51V52H135ZM138 51V52H139ZM145 51H146V48H145ZM171 51V50H170ZM169 51V52H170ZM230 51V50H229ZM255 51V50H254ZM264 51V50H263ZM1 52V51H0ZM3 52V51H2ZM1 52V53H2ZM16 53H17V51H15ZM72 52V51H71ZM117 52V51H116ZM115 52V53H116ZM126 52V51H125ZM131 52H132V50H131ZM130 52V53H131ZM155 52V51H154ZM260 52V51H259ZM7 53H9V52H7ZM18 53H19V51H18ZM64 53V52H63ZM107 53H110V51L108 52L107 51ZM106 53V54H107ZM123 53V52H122ZM127 53V52H126ZM143 53V52H142ZM146 52H144V54H145ZM162 53V52H161ZM230 53V54H229ZM228 53V57H229V59H228V61L226 62L227 63V66H226V70L225 69H222L221 68V70H225V72L226 73H228L229 75L231 74V76H232V73L233 74H236V73H239L241 70H239V68L240 67H242L243 68V66L245 67V74H246V72L248 73V72H251V68H250V63H249V61L246 59V56H244V55H240V56H238L237 58H235V56L236 55H239V51H238V49H234V50H232V48H231V51ZM261 53H263L262 51H261ZM4 54H5V56H7L6 55V53L4 52ZM10 54H13V53H10ZM68 55H69V53H67ZM113 54L114 53H112V55H111V53H110V55L111 56H113ZM117 54V53H116ZM115 54V55H116ZM124 55H127V54H125V53H123ZM137 54H139V53H137ZM147 54V53H146ZM171 54V53H170ZM173 54V53H172ZM173 54V55H174ZM19 55V54H18ZM26 55V56H25ZM28 55V56H27ZM72 55V54H71ZM108 55V54H107ZM118 55V54H117ZM130 55L131 54H129V57H130ZM136 55V54H135ZM163 55V54H162ZM164 55H167V54H164ZM169 55V54H168ZM167 55V56H168ZM171 56L172 58H174V56ZM201 55V54H200ZM263 55V54H262ZM10 56V55H9ZM12 56H14V55H12ZM67 56V55H66ZM76 56V55H75ZM78 56V55H77ZM76 56V57H77ZM83 56V55H82ZM118 56H122V54L120 55H118ZM117 56V57H118ZM209 56V55H208ZM227 56V55H226ZM1 57V56H0ZM72 57V56H71ZM98 57V56H97ZM102 57V56H101ZM110 56H108V58H109ZM132 57V56H131ZM170 57V58H171ZM183 57H181L182 59H184ZM199 57V56H198ZM205 57V56H204ZM211 57V56H210ZM209 57V58H210ZM2 58H4L3 56H2ZM12 58V57H11ZM16 57L14 56V59H15ZM18 58V57H17ZM16 58V59H17ZM68 58V57H67ZM70 58V57H69ZM73 58V57H72ZM71 58V59H72ZM85 58V57H84ZM83 58V59H84ZM107 58V59H108ZM113 58L115 59V57L113 56ZM127 58V57H126ZM133 58V57H132ZM147 58V57H146ZM161 58V57H160ZM18 59H20V58H18ZM18 59H17V61H18ZM66 59V58H65ZM79 59V58H78ZM98 59V58H97ZM99 59H100V56H99ZM102 59H104V58H102ZM112 59V57L109 59L110 61H112L111 60ZM128 59V58H127ZM198 59V58H197ZM197 59H195V60H197ZM226 59H227V57H226ZM11 60V59H10ZM12 60H13V58H12ZM11 60V61H12ZM23 60V59H22ZM77 60V59H76ZM76 60H74V61H76ZM105 60H106V58H105ZM186 60V59H185ZM200 60V59H199ZM73 61V60H72ZM87 61V60H86ZM86 61H84V62H86ZM102 61V60H101ZM113 61H115L116 62V60H113ZM169 61H170V59H169ZM171 61H173V60H171ZM226 61V60H225ZM224 61V62H225ZM180 62V63H181ZM198 62V63H197ZM21 63H23V62H21ZM25 63V62H24ZM76 63V62H75ZM111 63H113V62H111ZM179 63V62H178ZM206 63V62H205ZM207 63H208V61H207ZM225 63V64H226ZM6 64V63H5ZM30 64V63H29ZM72 64H73V62H72ZM114 64V63H113ZM115 64H118L117 62L115 63ZM204 64V63H203ZM1 65V64H0ZM4 65V64H3ZM39 65V64H38ZM75 65V64H74ZM73 65V66H74ZM88 65V64H87ZM89 65H90V63H89ZM160 65V64H159ZM163 65V64H162ZM173 65V64H172ZM220 65V64H219ZM14 66V65H13ZM23 66V65H22ZM91 66V65H90ZM164 66V65H163ZM168 66V65H167ZM189 66H191V65H189ZM188 66V67H189ZM207 66H209V65H207ZM218 66V65H217ZM216 66V67H217ZM7 67V66H6ZM113 67H114V65H113ZM112 67V68H113ZM162 67V66H161ZM221 67V66H220ZM1 68V67H0ZM3 68V67H2ZM80 68V67H79ZM158 68H159V66H158ZM213 68V67H212ZM225 68V67H224ZM6 69V68H5ZM72 69H73V67H72ZM78 69V68H77ZM85 69V68H84ZM116 69V68H115ZM167 69H168V67H167ZM180 69V68H179ZM213 69H218V68H213ZM2 70V69H1ZM30 70V69H29ZM147 70H148V68H147ZM150 70H153V68H151ZM184 70V69H183ZM215 70V71H216ZM219 70V69H218ZM3 71V70H2ZM11 71V70H10ZM13 71V70H12ZM113 71V70H112ZM117 71V70H116ZM166 71V70H165ZM264 71V70H263ZM6 72V71H5ZM17 72V71H16ZM30 72V71H29ZM28 72V73H29ZM118 72V71H117ZM183 72V71H182ZM22 73V72H21ZM23 73H24V71H23ZM154 73V72H153ZM159 73V72H158ZM207 73V72H206ZM217 73V72H216ZM219 73H221V71H219ZM253 73V72H252ZM1 74V76H2V72L0 73ZM23 75V74H22ZM25 75V74H24ZM23 75V76H24ZM218 75V74H217ZM222 76H223V74H221ZM29 76V75H28ZM201 76V75H200ZM208 76V75H207ZM220 76V75H219ZM219 76H218V78H219ZM228 76V75H227ZM230 76V77H231ZM241 76V75H240ZM243 76V75H242ZM3 77V76H2ZM1 77V78H2ZM205 77V76H204ZM221 77V76H220ZM229 77V76H228ZM244 77V76H243ZM250 77V76H249ZM248 77V78H249ZM183 78V77H182ZM217 78V79H218ZM4 79V78H3ZM28 79V78H27ZM124 79V78H123ZM203 79V78H202ZM201 79V80H202ZM208 79H209V77H208ZM208 79H207V81H208ZM223 79H226V78H224L223 77ZM232 79V78H231ZM240 79H242V78H240ZM244 79V78H243ZM243 79H242V81H243ZM246 79V78H245ZM26 80V79H25ZM35 80V79H34ZM133 80V79H132ZM215 80V79H214ZM219 80V79H218ZM221 80H222V78H221ZM235 80V79H234ZM233 80V81H234ZM7 81H10V80H6V82ZM13 81V80H12ZM27 81H29V80H27ZM26 81V82H27ZM166 81V80H165ZM203 81V80H202ZM212 81V80H211ZM210 81V82H211ZM217 81V80H216ZM224 81V80H223ZM223 81H220V82H223ZM241 81V82H242ZM15 82V81H14ZM22 82V81H21ZM31 82V81H30ZM35 82V81H34ZM39 82V81H38ZM119 82V81H118ZM169 82H170V80H169ZM209 82V83H210ZM213 82V81H212ZM229 82H230V80H229ZM229 82H227V83H225V82H223V83H225L226 85H228L229 84ZM239 82V81H238ZM8 83V82H7ZM6 83V84H7ZM16 83V82H15ZM15 83H13V84H15ZM25 83V82H24ZM216 83V82H215ZM218 84H219V82H217ZM231 83V82H230ZM1 84V83H0ZM4 84V83H3ZM6 84H4L5 86H6ZM32 84H34L33 82H32ZM39 84V83H38ZM166 84V83H165ZM218 84H216V85H218ZM235 84H237V83H235ZM245 84H247L248 86H250V88H253L254 87V85H253V83H250L249 81H246V83ZM255 84V83H254ZM4 85H0V86H4ZM42 85V84H41ZM188 85H189V83H188ZM198 85V84H197ZM207 84H205V86H206ZM209 85V84H208ZM225 85V86H226ZM26 86V85H25ZM25 86H24V88H25ZM31 86V85H30ZM73 86V85H72ZM168 86V85H167ZM210 86V85H209ZM209 86H207V87H209ZM214 86V85H213ZM223 86V85H222ZM229 86V85H228ZM231 86V85H230ZM238 86V85H237ZM12 87V86H11ZM11 87H9L10 89H11ZM14 87V86H13ZM194 87V86H193ZM232 87V86H231ZM247 87V86H246ZM260 87V86H259ZM2 88V87H1ZM4 89H3V91H5V87H3ZM192 88V87H191ZM212 88V87H211ZM214 88V87H213ZM216 88V87H215ZM219 88H221V87H219ZM219 88H217V89H219ZM223 88H224V86H223ZM241 88V87H240ZM245 88V87H244ZM261 88V87H260ZM6 89H7V87H6ZM9 89V90H10ZM69 89V88H68ZM86 89V88H85ZM84 89V90H85ZM180 89V88H179ZM208 89V88H207ZM226 90H227V88H225ZM228 89H229V87H228ZM231 89V88H230ZM254 89V88H253ZM264 89V88H263ZM1 90V89H0ZM14 90V89H13ZM18 90V89H17ZM20 90V89H19ZM76 90V89H75ZM192 90V89H191ZM209 90H210V87H209ZM242 90V89H241ZM257 90H259V89H257ZM2 91V92H3ZM7 91V90H6ZM69 91V90H68ZM87 91V90H86ZM173 91V90H172ZM175 91H177V90H175ZM185 91V90H184ZM189 91V90H188ZM188 91H187V95H188ZM197 91V90H196ZM205 91V90H204ZM213 91V90H212ZM211 91V92H212ZM244 91V90H243ZM262 91H264V90H261V92ZM20 92V91H19ZM76 92V91H75ZM78 92V91H77ZM76 92V93H77ZM82 92V91H81ZM180 92V91H179ZM183 92V91H182ZM205 92H207V90L205 91ZM220 92V91H219ZM223 92V91H222ZM260 92V93H261ZM13 93H15V91L13 92ZM16 93H17V91H16ZM47 92H45V94H46ZM181 93V92H180ZM208 93V92H207ZM213 93V92H212ZM212 93L210 94V95H212ZM215 93V92H214ZM213 93V94H214ZM227 93V92H226ZM255 93V92H254ZM7 94H9V93H7ZM26 94H28V93H25V95ZM36 94V93H35ZM57 94V93H56ZM182 94V93H181ZM209 94V93H208ZM219 94V93H218ZM217 94V95H218ZM10 95V94H9ZM9 95H7V97L9 96ZM13 95V94H12ZM19 95H20V93H19ZM23 95V94H22ZM65 96H66V94H64ZM185 95V94H184ZM210 95H208L209 97H212V96H210ZM5 95H3L2 97H4ZM21 96V95H20ZM34 96V95H33ZM48 96V95H47ZM59 96V95H58ZM75 96V95H74ZM133 96V95H132ZM6 97V96H5ZM14 97V98H13ZM19 97V96H18ZM17 95H15L14 94V96H12V98L10 97V99H12V101H11V103L12 104H10V106L9 107H7L6 106V104L5 105H0V115H2V113L4 114L3 116H4V121H8L9 122V120L10 119H13V118H17V117H20L23 113H25L24 111H26V110H24V111H20V109L22 108L21 106H25L26 105V103H27V101H28V99H27V101L26 100H24V102H26L25 103V105L23 104H18V105H16V101L18 100L17 98ZM22 97H24V96H22ZM181 97V96H180ZM190 97V96H189ZM247 97V96H246ZM245 97V98H246ZM262 97H263V95H262ZM1 98V97H0ZM66 98V97H65ZM71 98V97H70ZM118 98V97H117ZM181 98H183V97H181ZM185 98V97H184ZM219 98V97H218ZM250 98V97H249ZM254 98H256V97H254ZM260 98V97H259ZM3 99H5V98H3ZM7 99H9V97L7 98ZM10 99H9V101H10ZM17 99V100H16ZM84 99V98H83ZM97 99V98H96ZM99 99V98H98ZM124 99V98H123ZM192 99V98H191ZM210 99V98H209ZM221 99V98H220ZM227 99V98H226ZM253 99V98H252ZM258 99V98H257ZM264 99V98H263ZM14 100H15V102H14ZM22 101V99H19V101ZM54 100V99H53ZM73 100V99H72ZM75 100V99H74ZM82 100V99H81ZM181 100V99H180ZM187 100V99H186ZM189 100V99H188ZM216 100H218L219 101V99H216ZM224 100V99H223ZM247 100V99H246ZM260 100V99H259ZM21 101H20V103H21ZM103 101V100H102ZM123 101V100H122ZM121 101V102H122ZM218 101H217V103H218ZM226 101V100H225ZM228 101V100H227ZM226 101V102H227ZM251 101V100H250ZM2 102V101H1ZM3 102H4V100H3ZM5 102H6V100H5ZM18 102V101H17ZM75 102V101H74ZM82 102V101H81ZM220 102V101H219ZM222 102V101H221ZM225 102V103H226ZM228 102H230V101H228ZM19 103V102H18ZM32 103V102H31ZM69 103V102H68ZM83 103V102H82ZM96 103V102H95ZM101 103V102H100ZM182 103V102H181ZM187 103V102H186ZM213 103V102H212ZM216 103V102H215ZM216 103V104H217ZM250 103V102H249ZM254 103V102H253ZM259 103V102H258ZM28 104V103H27ZM33 104V103H32ZM31 104V105H32ZM122 104H123V102H122ZM125 104V103H124ZM124 104H123V107H125L124 106ZM136 104V103H135ZM184 104V103H183ZM190 104V103H189ZM193 104V103H192ZM222 104H224V103H222ZM221 104V105H222ZM233 104V103H232ZM8 105H9V103H8ZM30 105V106H31ZM95 105V104H94ZM102 105V104H101ZM220 105V104H219ZM227 105V104H226ZM231 105V104H230ZM29 106V107H30ZM120 106V105H119ZM189 106V105H188ZM224 106V105H223ZM228 106V105H227ZM233 106V105H232ZM241 106V105H240ZM261 106V105H260ZM26 107V106H25ZM117 107V106H116ZM121 107V109H122V106H120ZM234 107H235V105H234ZM252 107V106H251ZM20 108V109H19ZM32 108V107H31ZM90 108V107H89ZM230 109H231V107H229ZM249 108V107H248ZM258 108H259V106H258ZM26 109H28V108H26ZM232 109H234V108H232ZM231 109V110H232ZM239 109V108H238ZM244 109V108H243ZM22 110V109H21ZM84 110V109H83ZM93 110V109H92ZM167 110V109H166ZM247 110V109H246ZM29 111V110H28ZM28 111H27V113H28ZM88 111V110H87ZM91 111V110H90ZM93 111H95V110H93ZM249 111V110H248ZM264 111V110H263ZM21 112H23L21 115H20V113ZM40 112V111H39ZM97 112V111H96ZM165 112V111H164ZM235 112H237L236 110H235ZM84 113V112H83ZM82 113V114H83ZM141 113V112H140ZM246 113V112H245ZM162 114V113H161ZM170 114V113H169ZM20 115V116H19ZM24 115V114H23ZM28 115H29V113H28ZM27 115V116H28ZM138 115H140V114H138ZM158 115V114H157ZM163 115V114H162ZM231 115V114H230ZM241 115V114H240ZM246 115H247V113H246ZM246 115H244V116H246ZM25 116V115H24ZM38 116V115H37ZM67 116H69V115H67ZM79 116V115H78ZM81 116V115H80ZM88 116V115H87ZM86 116V117H87ZM92 116V115H91ZM160 116V115H159ZM226 116V115H225ZM228 116H229V114H228ZM232 116V115H231ZM22 117V116H21ZM29 117V116H28ZM66 117V116H65ZM158 117V116H157ZM165 117V116H164ZM223 117V116H222ZM37 118V117H36ZM155 118H156V116H155ZM162 118V117H161ZM160 118V119H161ZM229 118V117H228ZM258 118V117H257ZM1 119V118H0ZM18 119H20V118H18ZM215 119V118H214ZM213 119V120H214ZM243 119V118H242ZM1 120H3V119H1ZM21 120V119H20ZM25 120H26V118H25ZM25 120H22L23 122L25 121ZM29 120V119H28ZM157 120H158V118H157ZM171 120V119H170ZM170 120H167V121H170ZM201 120V119H200ZM13 120H11V122H12ZM15 121H17V119L15 120ZM30 121H31V119H30ZM73 121H75L76 122V119L75 120H73ZM79 121H81V118H80V120ZM202 121V120H201ZM221 121H223V120H221ZM258 121V120H257ZM262 121V120H261ZM1 122V121H0ZM7 122V123H8ZM27 122H29V121H27ZM27 122H24V123H27ZM69 122H71V121H69ZM78 122V121H77ZM87 122V121H86ZM131 122V121H130ZM161 122V121H160ZM203 122V121H202ZM201 122V123H202ZM217 122V121H216ZM245 122V121H244ZM6 123V122H5ZM12 123H14V122H12ZM17 123H18V121H17ZM17 123H16V125H17ZM19 123H21V122H19ZM33 123H34V121H33ZM66 123V122H65ZM71 123H73V122H71ZM70 123V124H71ZM82 123V122H81ZM241 123V122H240ZM240 123H239V125H240ZM1 124V123H0ZM30 124V123H29ZM68 124V123H67ZM76 124V123H75ZM74 124V125H75ZM80 124V123H79ZM163 124H164V122H163ZM170 124V123H169ZM229 124V123H228ZM5 125V124H4ZM3 125V126H4ZM9 125V124H8ZM13 125V124H12ZM20 125V124H19ZM22 125H23V123H22ZM31 125V124H30ZM32 125H34V124H32ZM81 125V124H80ZM80 125H78V126H80ZM160 125V124H159ZM234 125V124H233ZM233 125H231V126H233ZM238 125V126H239ZM2 126V127H3ZM10 127H11V125H9ZM14 126V125H13ZM21 126V125H20ZM26 126H28V124H26ZM35 126V125H34ZM33 126V127H34ZM72 126H73V124H72ZM72 126H71V128H72ZM83 126V125H82ZM163 126V125H162ZM167 126V125H166ZM172 126V125H171ZM229 126H230V124H229ZM241 126V125H240ZM246 126H247V123H246ZM1 127V128H2ZM17 127V126H16ZM81 127V126H80ZM84 127V126H83ZM158 127V126H157ZM235 127V126H234ZM245 127V126H244ZM248 127H252V126H248ZM11 128H14V131H15V127H11ZM19 128V127H18ZM17 128V129H18ZM25 128H27V127H25ZM30 128H31V126H30ZM71 128H67V126L65 127L64 125L61 127V129H60V133H59V136L55 139V143H54V147H51L52 146V143H50L51 142V138H52V136L54 137V135H55V131H56V129L55 130H53V128H52V130H50L48 133H45L44 135H37V136H35V137H32V138H30L26 143H24V145H22L23 147H25V146H32V150L31 149H29V151L30 152H26V154L25 155H27V158H26V162H25V166L23 167L24 168V170H25V172H26V174H24V175H27L26 177L24 176V175H22V177L24 176L25 178H23L24 179V181H23V183L26 185V187H24V189H22V191L20 192V190H19V188L17 189V190H19V191H17L18 193H20V195H19V197H18V199H14L13 198V193L11 194L10 192L7 194V197L8 198H5L4 200L2 199V202L0 201V264L1 263H3V262H5L4 260H5V256H6V253H7V251L8 250H12V249H14L15 247H17V246H15V244L16 243H14V241L16 242L17 240V238H19V236L17 237V234H15L16 235V239L15 238H13L14 239V241L12 242V243H9V242H11V241H9V242H7V241H5L4 240V238H5V236L7 235V234H12L14 231L13 230H15V228H16V225L14 226L13 224L14 223H17L18 224V222H20V221H26V228H25V231H24V233L26 232V234L28 235L29 233H27V232H29L30 231V235L32 234L31 233V231L33 232L35 229H33L34 228V226H36L37 224H39L38 222H40L41 221V219H43L44 217H52L53 219H51L50 218V220H54V219H58V218H61L62 217V219H63V217H66V218H69V217H71V216H69L71 213H74L75 214V216L76 217H80V218H85L86 217V215L88 214V213H90V216H91V218H90V220L88 221L89 223H90V228L92 229V228H96L98 225H99V227H102V226H100V224H102V223H104L105 221H106V223H108V221H111L110 220V218H108V219H106L105 218V216L103 217V215H102V213H100L101 212V208L102 207H100L101 205H96V203H98V202H94L93 201V199H92V197H91V177L93 176L94 178H92V179H94L95 181H96V179H95V176H97V175H99V174H97V175H91L90 176V174L92 173L93 174V172H95L94 170H96V167H94L95 169L93 170V172H91L90 171V169H91V163H92V161L90 162V159L91 158H89V161L85 158V154L87 155V151H85L84 153V155H82L80 152H81V149L78 151L76 148H79V147H75V145H76V143L75 142H77L78 143V141L77 140H75V138H74V134H76L74 131V133L72 134V132H71V130H69V129H71ZM76 128V127H75ZM79 128V127H78ZM82 128V127H81ZM107 128H109V127H107ZM163 128V127H162ZM169 128V127H168ZM241 128V127H240ZM240 128H238V129H240ZM261 128V127H260ZM5 129V128H4ZM8 129V128H7ZM6 129V130H7ZM17 129H16V131H17ZM19 129H22V127L21 128H19ZM18 129V131H20ZM48 129V128H47ZM85 129V128H84ZM83 129V130H84ZM251 129V128H250ZM9 130L10 129H8V132H9ZM11 130H13V129H11ZM74 130V129H73ZM80 130V129H79ZM164 130V129H163ZM252 130V129H251ZM0 131H2L1 129H0ZM3 131H5V130H3ZM78 131V130H77ZM249 131V130H248ZM255 131V130H254ZM258 131V130H257ZM7 132V131H6ZM13 132V131H12ZM21 132V131H20ZM164 132V131H163ZM251 132V131H250ZM261 132V131H260ZM1 133V132H0ZM5 133V132H4ZM15 132H13V134H14ZM19 133V132H18ZM23 133V132H22ZM103 133V132H102ZM167 133H169V132H167ZM189 133V132H188ZM204 133V132H203ZM203 133H202V135H203ZM249 133V132H248ZM3 134V133H2ZM16 135H17V133H15ZM80 134V133H79ZM199 134V133H198ZM205 134V133H204ZM240 134V133H239ZM247 134V133H246ZM10 135V134H9ZM23 135V134H22ZM97 135V134H96ZM100 135V134H99ZM210 135V134H209ZM7 136H8V134H7ZM15 136V135H14ZM129 136V135H128ZM189 136V135H188ZM192 136V135H191ZM205 136V135H204ZM1 137V136H0ZM76 137V136H75ZM87 137V136H86ZM190 137V136H189ZM200 137H201V134H200ZM10 138H11V136H10ZM29 138V137H28ZM80 138V137H79ZM93 138V137H92ZM6 139H8V138H6ZM19 139V138H18ZM22 139V137L20 138V140ZM23 140V139H22ZM81 140H82V138H81ZM203 140V139H202ZM1 141V140H0ZM5 141V140H4ZM19 141V140H18ZM90 141V140H89ZM91 141H92V139H91ZM94 141V140H93ZM98 141V140H97ZM96 141V142H97ZM195 141H197V140H195ZM203 142H205V141H203ZM2 143V142H1ZM1 143H0V146H1ZM4 143L5 142H3V145H4ZM18 143H20V141L18 142ZM94 143H95V141H94ZM103 143V142H102ZM206 143V142H205ZM205 143H204V145H205ZM26 144V145H25ZM51 144V145H50ZM2 145V146H3ZM78 145H79V143H78ZM83 145H84V143H83ZM87 145L88 146H90V143L88 142L87 143ZM86 145V146H87ZM95 145L97 146V143H95ZM104 145V144H103ZM201 145H202V143H201ZM81 147H82V145H80ZM207 146H209V145H207ZM214 146V145H213ZM12 147V146H11ZM80 147V148H81ZM85 147V146H84ZM209 147H212V146H209ZM262 147H264V146H262ZM3 148H6L5 146L3 147ZM29 148V147H28ZM88 148V147H87ZM202 148V147H201ZM59 149H63L64 151H65V153L63 154V152H62V155H59L58 154V152H60V150ZM91 149V148H90ZM94 149H95V147H94ZM165 149V148H164ZM169 149V148H168ZM203 149V148H202ZM205 149V148H204ZM215 149V148H214ZM217 149V148H216ZM245 149V148H244ZM248 149H250V148H248ZM263 149V148H262ZM2 150V149H1ZM57 150H59L58 152H57ZM83 150V149H82ZM85 150H86V147H85ZM88 150V149H87ZM162 150V149H161ZM195 150H197V149H195ZM211 150V149H210ZM243 150V149H242ZM23 151H25V150H23ZM90 151V150H89ZM91 151H93V150H91ZM96 151V150H95ZM163 151H166V150H163ZM201 151V150H200ZM217 151V150H216ZM219 151V150H218ZM237 151V150H236ZM239 151H240V148H239ZM245 151V150H244ZM253 151V150H252ZM16 152V151H15ZM160 152V151H159ZM171 152V151H170ZM194 152V151H193ZM201 152H203V150L201 151ZM205 152V151H204ZM202 153L201 154V156H202V159L204 160L205 159V156H206V154L205 153ZM232 152V154H233V151H231ZM235 152V151H234ZM242 152V151H241ZM247 152V151H246ZM249 152H250V150H249ZM262 152H264V151H262ZM25 153V152H24ZM23 153V154H24ZM93 153V152H92ZM96 153V152H95ZM103 153V152H102ZM198 153H200V152H198ZM217 153V152H216ZM229 153H230V150H229ZM7 157L9 156L10 157V154H9V152H7V153H4ZM195 154H197V153H195ZM218 154H220V151H219V153ZM232 154H231V156H232ZM238 154V153H237ZM242 154V153H241ZM248 154V153H247ZM246 154V155H247ZM250 154V153H249ZM248 154V155H249ZM94 154H92L91 156L92 157H94L93 156ZM174 155V154H173ZM200 155V154H199ZM230 155V154H229ZM243 155V154H242ZM258 155V154H257ZM260 155V154H259ZM3 156V154L1 155V157ZM191 156V155H190ZM197 156H198V154H197ZM244 156V155H243ZM254 156V155H253ZM264 156V155H263ZM15 157V156H14ZM89 157V156H88ZM234 157V156H233ZM235 157H237V156H235ZM256 157V156H255ZM4 158V157H3ZM19 158V157H18ZM97 158V157H96ZM187 158V157H186ZM186 158H184V159H186ZM199 158V157H198ZM258 158V157H257ZM10 159V158H9ZM16 159V158H15ZM98 159V158H97ZM97 159H96V163H97ZM192 159H193V157H192ZM201 159V158H200ZM222 159H223V157H222ZM224 159H225V157H224ZM232 159V158H231ZM233 159H236V158H233ZM232 159V160H233ZM243 159H244V157H243ZM242 159V160H243ZM246 159H247V157H246ZM255 159V158H254ZM261 159H263V158H261ZM155 160V159H154ZM189 160V159H188ZM191 160V159H190ZM227 160H228V158H227ZM238 160V163H239V159H237ZM241 160V162H244V161H242ZM245 160V159H244ZM251 160V159H250ZM15 161V160H14ZM24 161V160H23ZM95 160L93 159V162H94ZM202 161V160H201ZM207 161V160H206ZM224 161V160H223ZM223 161H222V163H223ZM236 161V160H235ZM247 161V160H246ZM7 162V161H6ZM5 162V163H6ZM153 162H155V161H153ZM169 162V161H168ZM180 162V161H179ZM195 162H196V160H195ZM199 162V161H198ZM198 162H197V164H198ZM205 162V161H204ZM212 162V161H211ZM221 162V161H220ZM232 162H234V161H232ZM231 162V163H232ZM252 162H253V160H252ZM251 162V163H252ZM256 162V161H255ZM96 163H94V164H96ZM157 163V162H156ZM248 163V162H247ZM262 163V162H261ZM3 164V163H2ZM13 164V163H12ZM73 164H75L74 166H73ZM93 164V163H92ZM155 164V163H154ZM206 164H208V163H206ZM206 164H204V166L206 165ZM230 164V163H229ZM244 166H245V164L244 163H242ZM22 165V164H21ZM158 165V164H157ZM165 165V164H164ZM167 165V164H166ZM191 165V164H190ZM194 165H196V163L194 164ZM212 165V164H211ZM241 164H239V165H237V164H235V166H234V170L233 171H235V173L233 174V175H235V177H236V179H237V182H238V184H239V187H236V189H237V191H238V196H237V198H235V203L233 202V203H231V206L233 205V210L232 209H230V210H228L227 212H226V214H225V220H226V222L225 221H222V222H224V223H222V225H220L219 224V229L217 228V227H215V225H213L215 228H217V230H218V232H219V236H221V237H223L222 238V246H221V248H219L220 250H218V251H216V252H212V250L213 249H211V251H210V249H208L209 247H210V245H207L205 248L207 249V250H205V252L204 251H202V252H204V254H206L208 257L206 258V259H208V261H210V263L212 262V264H264V178H262L261 180H258L259 178H261L260 177V175H258L259 176V178L257 179V178H254V177H249L250 175H249V173H248V177H245L246 176V172H245V176H244V174H241V172L243 173L244 171H247V168H249L248 166L246 167V170L244 169V171H243V168H245V167H243V166H240ZM256 165V164H255ZM178 166V165H177ZM9 167V166H8ZM19 167V166H18ZM93 167V166H92ZM159 167V166H158ZM195 167H197V165L195 166ZM199 167V166H198ZM223 167V166H222ZM227 167V166H226ZM242 167V168H241ZM252 167V166H251ZM7 168V167H6ZM52 168H55V169H57V171L54 169V171H56V172H58L57 174H58V179H57V181H58V183L60 184V186H58L59 188H58V190H57V185H55L56 184V182H54L55 180H54V178L52 179V180H54L53 182L55 183V184H52V183H50V179H49V181L47 180L48 179V177L46 178V176H48L47 174L50 172V170L52 169ZM203 168L204 167H202L201 165H200V167L197 169V170H195V171H193L192 172V175L191 176H197V175H200V174H202V172H203ZM215 168V167H214ZM13 169V168H12ZM93 169V168H92ZM189 169H191V168H189ZM188 169V170H189ZM194 169V168H193ZM205 169H206V167H205ZM208 169V168H207ZM213 169V168H212ZM224 169H225V167H224ZM261 169V167L259 168V170ZM19 170V169H18ZM136 170V169H135ZM215 170V169H214ZM217 170H219L218 168H217ZM216 170V171H217ZM249 170V169H248ZM254 170H255V168H254ZM9 171V170H8ZM7 171V172H8ZM21 171V170H20ZM19 171V172H20ZM97 171V170H96ZM206 171V170H205ZM209 171V170H208ZM251 171V170H250ZM249 171V172H250ZM253 171V170H252ZM251 171V172H252ZM263 171V170H262ZM91 172V173H90ZM188 172V171H187ZM212 172H213V170H212ZM215 172V171H214ZM213 172V173H214ZM229 172V171H228ZM258 172V171H257ZM4 173V172H3ZM22 173V172H21ZM90 173V174H89ZM137 172H135V174H136ZM180 173V172H179ZM219 173V172H218ZM260 173H261V171H260ZM259 173V174H260ZM23 174V173H22ZM95 174H96V172H95ZM159 174V173H158ZM214 174H217V173H214ZM1 175V174H0ZM7 175V177H9L10 175L7 173L6 174ZM5 175V176H6ZM9 175V176H8ZM14 175V174H13ZM12 175V176H13ZM20 175V174H19ZM51 175H53V174H51ZM55 175H56V173H55ZM54 175V176H55ZM137 175V174H136ZM153 175V174H152ZM218 175V174H217ZM261 175H263L264 176V173L263 174H261ZM3 176V175H2ZM11 176V177H12ZM100 176V175H99ZM156 176V175H155ZM160 176H161V174H160ZM159 176V177H160ZM190 176V177H191ZM213 176V175H212ZM219 176V175H218ZM10 177V178H11ZM21 177V176H20ZM56 177V176H55ZM101 177H102V175H101ZM162 177V176H161ZM216 177V176H215ZM220 177V176H219ZM231 177V176H230ZM233 177V176H232ZM257 177V176H256ZM97 178H98V176H97ZM201 178H202V176H201ZM212 178V177H211ZM234 178V177H233ZM7 179H9V178H7ZM100 179V178H99ZM208 179V178H207ZM216 179H218V178H216ZM6 180V179H5ZM13 180V179H12ZM18 180V179H17ZM16 180V181H17ZM19 180H20V178H19ZM19 180H18V185L20 184L19 183ZM98 180V179H97ZM157 180V179H156ZM201 179H199V181H200ZM209 180V179H208ZM211 180V179H210ZM233 180V179H232ZM8 181V180H7ZM15 181V180H14ZM94 181V182H95ZM194 181H196V180H194ZM197 181H198V179H197ZM207 181V180H206ZM218 181V180H217ZM221 181V180H220ZM229 181V180H228ZM234 181H235V179H234ZM9 182H12V181H10L9 180ZM52 182V181H51ZM97 182V183H96ZM95 182V184H98V181H96ZM102 182H104V181H102ZM163 182V181H162ZM210 182V181H209ZM2 183V182H1ZM0 183V184H1ZM5 183V182H4ZM8 183V182H7ZM22 183V184H23ZM100 183V182H99ZM166 183V182H165ZM198 183V182H197ZM200 183V182H199ZM218 183H219V181H218ZM221 183V182H220ZM227 183V182H226ZM235 183V182H234ZM10 184H12V183H10ZM93 185H94V183H92ZM102 184V183H101ZM208 184V183H207ZM229 184H231V183H229ZM21 185V184H20ZM103 185V184H102ZM185 185V184H184ZM221 185V184H220ZM224 185V184H223ZM228 185V184H227ZM234 185V184H233ZM1 186V185H0ZM7 186V185H6ZM17 186V185H16ZM24 186V185H23ZM104 186V185H103ZM192 186V185H191ZM222 186V185H221ZM229 186V185H228ZM231 187H232V184L230 185ZM15 187V186H14ZM18 187V186H17ZM16 187V188H17ZM95 187V186H94ZM93 187V188H94ZM97 188H98V186H96ZM102 187V186H101ZM187 187V186H186ZM216 187H217V185H216ZM225 187V186H224ZM234 187V186H233ZM6 188V187H5ZM16 188H14V189H16ZM21 188V187H20ZM100 188V187H99ZM218 188V187H217ZM228 188V187H227ZM11 189V188H10ZM101 190H102V188H100ZM175 189V188H174ZM185 189V188H184ZM229 189V188H228ZM9 190V189H8ZM7 190V191H8ZM94 190H97V189H94ZM94 190H92V191H94ZM187 190V189H186ZM185 190V191H186ZM218 190H219V188H218ZM172 191V190H171ZM174 191V190H173ZM177 193H178V191H180V190H175ZM182 191H184V190H182ZM181 191V192H182ZM184 191V192H185ZM221 191V190H220ZM226 191V190H225ZM231 191V190H230ZM229 191V192H230ZM235 191V190H234ZM176 192H175V194H176ZM183 192V193H184ZM187 192V191H186ZM219 191H217V193H218ZM224 192V191H223ZM59 193V195H60V197L59 198H57V194ZM94 193V192H93ZM168 193V192H167ZM170 193H172V192H170ZM174 193V192H173ZM188 193V192H187ZM222 193V192H221ZM225 193V192H224ZM223 193V194H224ZM236 193V192H235ZM95 194V193H94ZM97 194H98V190H97ZM189 194V193H188ZM195 194V193H194ZM193 194V195H194ZM227 194V193H226ZM231 195L232 194H234L233 192L232 193H230ZM93 195V194H92ZM101 196H102V194H100ZM100 195H96L97 197H99V199L101 198V196ZM105 195V194H104ZM174 195V194H173ZM182 195V194H181ZM184 195V194H183ZM217 195V194H216ZM225 195V194H224ZM167 196H169V195H167ZM175 196V195H174ZM186 196V195H185ZM228 196H229V194H228ZM236 196V195H235ZM234 196V197H235ZM96 197V198H97ZM184 197V196H183ZM189 197H190V195H189ZM222 197H223V195H222ZM4 198V197H3ZM103 198V197H102ZM107 198V197H106ZM106 198H104L105 200H106ZM196 198V197H195ZM231 198V197H230ZM58 199V201H56ZM104 199H103V201H104ZM183 199V198H182ZM186 199V198H185ZM234 199V198H233ZM98 200V199H97ZM107 200H109V198H107ZM194 200V199H193ZM226 200V199H225ZM95 201H96V199H95ZM102 201V200H101ZM118 201V200H117ZM121 201V200H120ZM221 201V200H220ZM105 202V201H104ZM108 202V201H107ZM150 202V201H149ZM152 202V201H151ZM164 202H165V200H164ZM227 202V201H226ZM17 204V206H16V208L14 209V208H12L10 205L11 204ZM101 203V202H100ZM161 204H162V202H160ZM228 203V202H227ZM121 204V203H120ZM120 204H118V202H117V205H120ZM134 204V203H133ZM138 204V203H137ZM225 204V203H224ZM223 204V205H224ZM93 205H95V206H93ZM104 205V204H103ZM106 205V204H105ZM104 205V206H105ZM143 205V204H142ZM219 205V204H218ZM226 205V204H225ZM224 205V206H225ZM99 206V207H98ZM114 206H115V210L117 211V209H116V205H115V203H114ZM229 206H230V204H229ZM106 207V206H105ZM111 207H113V206H111ZM163 207H164V204H163ZM90 208V209H89ZM100 208V209H99ZM104 208V207H103ZM102 208V209H103ZM109 208V210H110V207H107L106 209H108ZM118 208V207H117ZM120 208V207H119ZM123 208H125V207H123ZM142 208H144V207H142ZM198 208V207H197ZM225 208H227V207H225ZM240 208H243L244 210H246L245 212H248V216H247V218L246 219H244L242 216H238L237 214V212H236V209L238 210V209H240ZM106 209H103V210H106ZM161 209V208H160ZM228 209V208H227ZM112 210V209H111ZM140 210V209H139ZM194 210V209H193ZM198 210V209H197ZM200 210V209H199ZM224 210V209H223ZM242 209H240L239 211H241ZM107 211V210H106ZM122 211V210H121ZM132 211V210H131ZM141 211H142V209H141ZM153 211V210H152ZM178 211V210H177ZM222 211V210H221ZM243 211V210H242ZM105 212V211H104ZM114 212L115 211H113V213L111 214L112 216H113V214H114ZM125 212H127L126 210H125ZM107 213H109V212H107ZM118 213V212H117ZM119 213H120V209H119ZM121 213H124V212H121ZM174 213H175V211H174ZM241 213V212H240ZM242 213H244V212H242ZM104 214V213H103ZM116 214V213H115ZM128 214H130L129 212H128ZM127 214V215H128ZM135 214H139V213H136L135 212ZM140 214H141V212H140ZM222 214V213H221ZM107 215V214H106ZM159 215V214H158ZM166 215V214H165ZM175 215V214H174ZM223 215V214H222ZM75 216L73 215L71 218H69V219H71V221L70 222H68V223H70V225L71 226H73L74 225V221H73V217L75 218ZM83 216H85V217H83ZM88 216V215H87ZM108 216V215H107ZM115 216H117V215H115ZM123 216V215H122ZM149 216V215H148ZM151 216V215H150ZM170 216H171V214H170ZM121 217V216H120ZM131 217H132V215H131ZM138 217V216H137ZM152 217V216H151ZM64 219V220H67V219ZM88 219H89V217H87ZM117 218H119V217H117ZM128 218V217H127ZM130 218V217H129ZM133 218V217H132ZM131 218V219H132ZM140 218V217H139ZM139 218H137V219H139ZM210 218V217H209ZM112 219V218H111ZM114 219H116V218H114ZM120 219V218H119ZM124 219L125 218H123V219H121V220H123L124 221ZM133 219H135V218H133ZM136 219V220H137ZM79 220V219H78ZM82 220V219H81ZM81 220H79V221H81ZM84 220V219H83ZM127 220V222H128V219H126ZM126 220L124 221V222H126ZM130 220V219H129ZM141 220V219H140ZM146 220V219H145ZM169 220V219H168ZM212 220V219H211ZM217 220V219H216ZM7 221H11V222H8L7 223ZM23 221V222H24ZM43 221V220H42ZM55 221V220H54ZM60 221L62 222L63 220H61L60 219ZM69 221V220H68ZM117 221V220H116ZM139 221V220H138ZM166 221V220H165ZM208 221V220H207ZM218 221V220H217ZM51 222V221H50ZM58 222V224H59V220L57 221ZM162 222V221H161ZM193 222V221H192ZM214 222V221H213ZM219 222V221H218ZM21 223V222H20ZM19 223V224H20ZM25 223V222H24ZM23 223V224H24ZM43 223V222H42ZM56 223V222H55ZM110 223V222H109ZM111 223H113L112 221H111ZM146 223H148V222H146ZM154 223V222H153ZM209 222H207V224H208ZM215 223V222H214ZM213 223V224H214ZM220 223V222H219ZM45 224H46V222H45ZM50 225L52 224V223H49ZM49 224H47L48 226H49ZM54 224V223H53ZM52 224V226H54ZM114 224H118V223H114ZM139 224V223H138ZM166 224V223H165ZM172 224V223H171ZM196 224V223H195ZM194 224V225H195ZM216 225H217V223H215ZM13 225V226H12ZM21 225H22V223H21ZM47 225H45V228H47V231H48V229H49V232L47 233L46 231L40 236V237H38V239H36V241H35V244L33 245L34 246V248L36 249V248H38V246H42V243H44L45 242V240L48 238L47 236H49L50 235V230L52 229V227L51 228H49V227H46ZM105 225V224H104ZM111 225V224H110ZM123 225V224H122ZM122 225H119V227H122ZM136 225V224H135ZM134 225V226H135ZM143 225V224H142ZM161 225H162V223H161ZM178 225V223L176 224V226ZM212 225V224H211ZM4 226L5 227H8L9 229L7 230L6 228V230L5 229H3L4 228ZM38 226V225H37ZM56 226V225H55ZM54 226V227H55ZM112 226H113V224H112ZM126 226V225H125ZM129 226H130V223H129ZM136 226H138V225H136ZM139 226H141L140 224H139ZM146 226H148V225H145V227ZM151 226V225H150ZM170 226V225H169ZM212 226V227H213ZM218 226V225H217ZM11 227V228H10ZM24 227V226H23ZM75 227V226H74ZM84 227V226H83ZM108 227V226H107ZM114 227V226H113ZM113 227H112V229H113ZM116 227V226H115ZM114 227V228H115ZM118 227V226H117ZM144 227V226H143ZM144 227V228H145ZM154 227H156V226H154ZM171 227V226H170ZM169 227V228H170ZM189 227V226H188ZM213 227V228H214ZM36 229H37V227H35ZM38 228H41L42 229V227H39L38 226ZM44 228V227H43ZM56 228V227H55ZM55 228H53L54 230H57V229H55ZM70 228V227H69ZM109 228V227H108ZM122 228H124V227H122ZM142 228V227H141ZM147 228V227H146ZM151 228H152V226H151ZM157 228V227H156ZM162 228V227H161ZM166 228V227H165ZM177 228H178V226H177ZM190 228H192V227H190ZM197 228V227H196ZM251 228H253V230H251ZM19 229L21 230V229H23V228H20L19 227ZM78 229V228H77ZM101 229V228H100ZM99 229V230H100ZM111 229V228H110ZM129 229H131L130 227H129ZM128 229V230H129ZM163 229V228H162ZM168 229V227L166 228V230ZM171 229H172V227H171ZM211 229V228H210ZM28 230V231H27ZM38 230H40V229H38ZM59 230V229H58ZM62 230H64V229H62ZM76 232H77V230H76V228L74 229ZM98 230V231H99ZM102 230V229H101ZM103 230H104V227H103ZM124 230V229H123ZM126 230V229H125ZM124 230V232H126ZM146 229H144V230H142V232L143 231H145ZM152 230V229H151ZM159 230V229H158ZM176 230V229H175ZM182 230V229H181ZM16 231V230H15ZM19 231V230H18ZM53 231V230H52ZM88 231V230H87ZM90 231H92V230H90ZM89 231V232H90ZM112 231H114V230H112ZM117 231V230H116ZM134 231V230H133ZM137 231V230H136ZM140 231V230H139ZM192 231V230H191ZM196 232H197V230H195ZM203 231V230H202ZM210 231V230H209ZM208 231V232H209ZM19 232H21V233H19ZM18 232V234H20V235H24V233L22 232V231H19ZM41 232V231H40ZM55 232V231H54ZM97 232V231H96ZM128 232V234H129V231H127ZM126 232V233H127ZM138 232V231H137ZM151 232V231H150ZM149 232V233H150ZM162 232V231H161ZM176 232H178V230L176 231ZM215 232V231H214ZM23 233V234H22ZM42 233V232H41ZM40 233V234H41ZM53 233V232H52ZM58 233V232H57ZM63 233V232H62ZM62 233L60 234V235H62ZM67 233H69V232H67ZM78 233H79V231H78ZM82 233V232H81ZM94 233V232H93ZM99 233V232H98ZM166 233V232H165ZM164 233V234H165ZM182 233V232H181ZM184 233V232H183ZM200 233V232H199ZM204 233V232H203ZM25 234V235H26ZM36 234H38V233H36ZM55 234H56V232H55ZM71 234V233H70ZM89 233L87 232V235H88ZM91 234V233H90ZM102 234V233H101ZM106 234H109L108 232L106 233ZM120 234V233H119ZM123 234V233H122ZM131 234V233H130ZM141 234V233H140ZM147 234V233H146ZM159 234V233H158ZM192 234V233H191ZM211 234V233H210ZM218 234V233H217ZM13 235V234H12ZM35 235V234H34ZM58 235H59V233H58ZM84 235H86L85 233H84ZM95 236H98V235H96V234H94ZM93 235V236H94ZM102 235H104V232H103V234ZM101 235V236H102ZM121 235V234H120ZM151 235V234H150ZM156 235V234H155ZM166 235V234H165ZM37 236H39V234L37 235ZM51 236V235H50ZM63 236V235H62ZM65 236H67V234L65 233ZM65 236H64V238H65ZM68 236H69V234H68ZM76 236H78L74 231H73V233L70 235V237H68L69 239L64 243H62V241H61V239H60V237L59 238H57L56 236V238L54 237V243H56V246H53L52 248H49V247H46V246H44L43 247V254H42V258H47V260H48V257H50V256H56L57 257V259H58V255L60 256L61 254H64V253H67L68 254V251H70L71 252V254H70V257L69 258H72V256H73V254H74V250L76 249H74V247H76V243H77V237ZM88 236H90L91 237V239L90 238H88V239H90V240H92V237L93 236H91V235H88ZM94 236V237H95ZM117 236H119L118 235V233H117ZM116 236V237H117ZM127 236H131V235H127ZM132 236H134V232H132ZM158 236V235H157ZM163 236V235H162ZM187 236V235H186ZM211 236V235H210ZM25 237V236H24ZM79 237V236H78ZM82 237V236H81ZM115 237V239H117ZM146 237H147V235H146ZM151 237H152V235H151ZM204 237V236H203ZM23 238V237H22ZM22 238H20V239H22ZM50 238V237H49ZM62 238V237H61ZM85 238V237H84ZM83 238V239H84ZM121 238V237H120ZM125 238V237H124ZM132 238H134V237H132ZM141 238H142V236H141ZM158 238V237H157ZM207 238V237H206ZM210 238V237H209ZM11 239V238H10ZM25 239V238H24ZM28 239L31 241V243H32V241H34V238L33 237H31L30 236V238L28 237ZM60 239V240H59ZM80 239V238H79ZM78 239V240H79ZM86 239V238H85ZM88 239H86V241H88ZM111 239H112V237H111ZM126 239H128V238H126ZM125 239V240H126ZM131 239V238H130ZM135 239V238H134ZM137 239V238H136ZM129 240V241H132V243H133V241H136L137 242V240ZM146 239V238H145ZM150 239V238H149ZM181 239H183V238H181ZM195 239V238H194ZM199 239V238H198ZM220 239V238H219ZM7 240V239H6ZM23 240V239H22ZM89 240V241H90ZM98 240V239H97ZM108 240H110V239H108ZM142 240V239H141ZM207 240H208V238H207ZM212 240V239H211ZM211 240H209V241H206V242H209V243H211L212 241ZM221 240V239H220ZM20 241V240H19ZM52 241V240H51ZM65 241V240H64ZM83 241V240H82ZM127 242V243H124L125 241H120L121 242V244H122V242H123V244H126V246H127V244L128 243H130V242ZM150 241V240H149ZM211 241V242H210ZM23 242V241H22ZM25 242V241H24ZM26 242H27V240H26ZM25 242V243H26ZM57 242H60V244L58 245L57 244ZM80 242V241H79ZM90 242H93V241H90ZM90 242H87L88 244L90 243ZM117 242H119V241H117ZM120 242L118 243V244H120ZM135 242V243H136ZM201 242V241H200ZM17 243H18V241H17ZM28 243V242H27ZM50 243V245H51V243L52 242H49ZM82 243V242H81ZM114 243H116V242H114ZM134 243V244H135ZM151 243V242H150ZM180 243V242H179ZM196 243V242H195ZM64 244V245H63ZM84 243H82L81 244V246H84L83 245ZM101 244V243H100ZM120 244V245H121ZM148 244V243H147ZM153 244V243H152ZM151 244V245H152ZM165 244V243H164ZM181 244V243H180ZM197 244V243H196ZM199 244V243H198ZM20 245H22V244H20ZM47 245H49L48 243H47ZM102 245V244H101ZM114 245V244H113ZM131 245V244H130ZM135 245H137V244H135ZM202 245H203V243H202ZM215 245H217V243L215 244ZM219 245V244H218ZM28 246V245H27ZM29 246H31V245H29ZM80 246V243H79V245L77 246V247H79ZM115 246H116V244H115ZM131 246H133L134 247V245L132 244ZM154 246V245H153ZM166 246V245H165ZM179 246V245H178ZM182 246V245H181ZM209 246V247H208ZM19 247V246H18ZM22 247V246H21ZM95 247V246H94ZM114 247V246H113ZM117 247V246H116ZM123 248V246H120V248ZM124 247H125V245H124ZM128 247H130L129 245H128ZM138 247H139V245H138ZM156 247V246H155ZM158 247V246H157ZM160 247V246H159ZM158 247V248H159ZM166 247H168V245L166 246ZM165 247V248H166ZM173 247V246H172ZM170 245H169V248H172ZM183 247V246H182ZM196 247H197V245H196ZM208 247V248H207ZM214 247V246H213ZM87 248H88V246H87ZM87 248H86V251H87ZM92 248V247H91ZM126 248V247H125ZM161 248V247H160ZM163 248V247H162ZM169 248H167V249H169ZM199 248H200V246H199ZM202 248V247H201ZM203 248H204V245H203ZM216 249H217V247H215ZM15 249H18V248H15ZM21 249V248H20ZM20 249H18V250H20ZM23 250L22 251H25L24 249L25 248H22ZM28 249V248H27ZM30 249V248H29ZM83 249H84V247H83ZM93 249V248H92ZM124 249V248H123ZM123 249H121L122 251H124ZM128 249H130V248H128ZM139 249V248H138ZM172 249H175V248H172ZM7 250V251H6ZM78 250V249H77ZM81 250V249H80ZM91 250V249H90ZM94 250V249H93ZM102 250V249H101ZM133 250V249H132ZM132 250H129V252L131 251L132 252ZM140 250H142V252H140V251H137V253L139 254V253H143V249H141V247H140ZM145 250V249H144ZM160 250V249H159ZM163 250V249H162ZM162 250H160L161 252H162ZM181 250V249H180ZM190 250V249H189ZM204 250V249H203ZM13 251V250H12ZM15 251H17V250H15ZM28 251V250H27ZM32 251H33V249H32ZM83 251V250H82ZM125 251H126V249H125ZM134 252H136V249L135 250H133ZM147 251V250H146ZM149 251H150V249H149ZM147 252L148 254L149 253H151V251L150 252ZM169 251V250H168ZM173 251V250H172ZM182 251V250H181ZM184 251V250H183ZM182 251V252H183ZM214 251V250H213ZM28 252H30V250L28 251ZM27 252V253H28ZM39 252L41 253V251L39 250ZM128 252V251H127ZM145 252V251H144ZM180 252V251H179ZM181 252V253H182ZM194 252V251H193ZM196 252H198V249H197V251ZM17 253H19V252H17ZM21 253H24V252H21ZM26 253V254H27ZM36 253V252H35ZM97 253V252H96ZM119 253H120V251H119ZM136 253V254H137ZM146 253V254H147ZM159 253V252H158ZM166 253V252H165ZM185 253V252H184ZM184 253H183V256H185L184 255ZM188 253V252H187ZM8 254V253H7ZM12 254V253H11ZM30 254H32L31 252H30ZM67 254H65L66 256H67ZM137 254V255H138ZM163 255H164V251H163V253H162ZM167 254V253H166ZM192 255L194 254V253H191ZM19 256H20V254H18ZM18 255L16 256V257H18ZM29 255V254H28ZM39 255V254H38ZM76 255V257H78L77 256V254H75ZM78 255H79V253H78ZM133 255V254H132ZM143 255H145L144 253H143ZM154 255L155 254H153V257H154ZM160 255V254H159ZM159 255H157L156 254V256H158L159 257ZM173 255V254H172ZM189 255V254H188ZM188 255H187V257H188ZM196 257H197V253L196 254H194ZM200 254H198V256H199ZM203 255V254H202ZM8 256V255H7ZM6 256V257H7ZM32 256V255H31ZM65 256V257H66ZM107 256V255H106ZM142 256V255H141ZM146 256V255H145ZM150 256V255H149ZM181 256V255H180ZM191 256V255H190ZM194 256V257H195ZM204 256V255H203ZM15 257V258H16ZM30 257V256H29ZM62 257H64V255L62 256ZM62 257L60 256V259H62ZM73 257H75V256H73ZM137 257V256H136ZM136 257H135V259H136ZM143 257V256H142ZM164 257H165V255H164ZM172 257V256H171ZM200 257V256H199ZM8 258V257H7ZM10 258V257H9ZM8 258V259H9ZM46 258H45V260H46ZM51 258V257H50ZM67 258V257H66ZM65 258V259H66ZM78 258H80V257H78ZM77 258V259H78ZM151 258H152V256H151ZM170 258V257H169ZM168 258V259H169ZM173 258V257H172ZM179 258V257H178ZM185 258V257H184ZM192 258V257H191ZM18 259V258H17ZM23 259V258H22ZM22 259H20L19 258V260H22ZM52 259V261L54 260L53 259V257L51 258ZM76 259V260H77ZM86 259V258H85ZM88 259V258H87ZM94 259V258H93ZM119 259H121V258H119ZM123 259H125V258H123ZM122 259V260H123ZM131 259V258H130ZM129 259V260H130ZM140 260H141V258H139ZM159 259V258H158ZM162 259V258H161ZM160 259V260H161ZM164 259V258H163ZM187 259V258H186ZM198 259V258H197ZM16 260V259H15ZM18 260V261H19ZM44 260V259H43ZM59 260V259H58ZM68 260V259H67ZM72 260H73V258H72ZM145 260H147V259H145ZM143 261V259H142V261L143 262H146V261ZM149 260V259H148ZM154 260H155V258H154ZM156 260H157V257H156ZM159 260V261H160ZM166 260V259H165ZM195 260V259H194ZM3 261V262H2ZM23 261V260H22ZM33 260H32V257L27 261V264H33L34 262H32ZM49 261H51V260H49ZM57 261V260H56ZM66 261V260H65ZM64 261V262H65ZM71 261V260H70ZM74 261V260H73ZM124 261H126V260H124ZM123 261V262H124ZM158 261V260H157ZM161 261H163V260H161ZM186 260H184V262H185ZM192 261H193V259H192ZM58 262V261H57ZM63 262V263H64ZM75 262H77V261H75ZM116 262V261H115ZM117 262H118V264H121L122 263V261H121V263H120V260H117ZM128 262V261H127ZM137 264H138V262L137 261H135ZM172 262V261H171ZM174 262V261H173ZM180 262V261H179ZM183 262V261H182ZM203 262V261H202ZM13 262H11V264H12ZM44 263H46V261L44 262ZM65 263H68V262H65ZM72 263V262H71ZM70 263V264H71ZM74 263V262H73ZM78 263H79V261H78ZM129 263V262H128ZM135 263V264H136ZM142 263V262H141ZM140 263V264H141ZM167 263V262H166ZM165 263V264H166ZM175 263V262H174ZM173 263V264H174ZM186 263V262H185ZM194 263H195V261H194ZM10 264V263H9ZM26 264V263H25ZM58 264V263H57ZM60 264H61V262H60ZM75 264V263H74ZM111 264H114V262L112 263L111 262ZM117 264V263H116ZM123 264V263H122ZM124 264H126V263H124ZM134 264V263H133ZM145 264V263H144ZM152 264V263H151ZM154 264V263H153ZM158 264V263H157ZM160 264H161V262H160ZM180 264H181V262H180Z\"/></svg>",
  "mask_w": 264,
  "mask_h": 264
}]
</instances>
